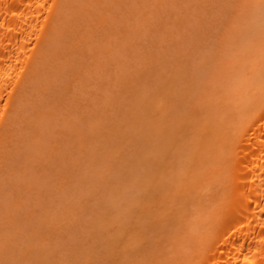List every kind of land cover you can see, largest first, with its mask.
<instances>
[{
	"label": "rangeland",
	"instance_id": "rangeland-1",
	"mask_svg": "<svg viewBox=\"0 0 264 264\" xmlns=\"http://www.w3.org/2000/svg\"><path fill=\"white\" fill-rule=\"evenodd\" d=\"M88 1L91 4H88ZM88 1H87V4L91 5L92 6L91 8L86 5L85 0H84L83 4L85 3L84 6L90 8V9L87 8L88 10H90L89 11V13H91L90 16L94 15L93 16L94 18L90 17V19H89L91 22L88 20V22H90V23H88L87 21H84V15L85 14L83 15V12H85V10L82 11L84 8L81 9L82 13L79 11L80 8H78V10H76L77 12H80L81 16L77 12L74 13V16H76L78 14L77 15L78 17H75L76 19H78L79 16H80V19H81V17L83 19V20L81 19V21H80V22L83 21L81 24L77 20V22L81 26L79 27V29H77L78 32L76 31L78 35H76L75 32L74 33L77 37L82 34L81 36H83L82 38H84V42L83 43L80 42L81 44L74 45L72 43V41L69 42V44L67 43L68 41H65L64 42L65 45H64V43H63V45L61 44L62 46H61L60 50L62 52V55H60L61 53L59 54V56H60V58H62V60L58 56L59 61L61 60L63 63L66 61V59H69V58H71L73 61H74V59H76L74 61L75 63L77 61L79 63L80 62L81 63L80 64L76 63V65L78 64L79 66L75 67L76 65L73 61H72V63L74 64V66L71 64V62L68 63V61L71 60V59H69L68 61H66L67 65H66V63H64L66 65L65 69H62V68H64V67H62V65H64V64L60 63L61 61L60 62L57 61L61 64V67H62V68H60V66L58 67V65H59V63H58V65H57L58 69H61L65 72L64 73V72L60 71V72L64 73L63 76L61 77L62 73H60V72L58 74V76L59 75L60 76L59 77L57 76L56 72H58L57 71L58 69L55 65L57 63H55L54 65L56 68H53V69H57L56 71L54 70L56 73V75H55L56 77H52L54 75H49V77L51 76L50 78H55V79L49 82L50 78L48 77V81L44 80L42 82L43 87L47 83L46 84L47 90L43 91V93L40 92L42 94H39L37 91H35L34 95L30 96V102H28L29 108H28V111L25 112V114H24V117L27 119V121L29 119L30 124H28V122L26 121L24 124H20L21 126L18 127V130H17V132L15 134V138H14L13 154L18 150L20 152H18L19 154H17V156L15 157L16 161L12 160V158H11L10 165L6 169V172L9 170V172H7L8 174L9 173L13 174V175H10V177H14V178L9 179L7 182L5 181L6 182L5 183L4 182L5 176L4 175L6 172L0 178V183H4V187L6 188V190L2 189L3 191H5V194H4V192H2L3 194H1L0 196L4 195L6 198H4L2 196L3 200L6 199V201L10 205V208L7 205L5 206V207H8L9 209H6V208L2 209L1 208V210H7V212L9 210H10V212H12L14 210L13 209L14 208L13 207L14 199L21 192V188H19V186H21V185L22 186H25L26 184H27L26 186H31V184L34 185V187L31 190L32 192L30 191V193H32L31 196H29L30 193H28V191H26L25 193H28V197L30 199L32 196L36 195L37 199L39 198V199H42L44 201V197L48 196V194L47 195H45V194L48 193L49 190H50L49 195L53 191L58 190V189L56 190V186L58 184L57 181L60 180L59 178L62 179V177H63L62 174L65 175L64 170L66 171L67 176L69 175L68 169L70 167H71L70 168L71 170H73V169L77 170L78 166L75 165V163H71L73 160V156H76V158L78 157L80 160L79 161L75 160L76 163H79L80 165H84L85 168L82 169V167L79 166L77 171L76 170L75 171L70 170L71 174L74 173L71 176L76 177V175H78L75 178L78 181H80L82 179V177L84 176L83 179H85L86 181L83 180L85 182V183L84 182L83 183L84 184L87 183V188L93 187V189L92 188L90 189L91 192L89 189H87L89 191H87V190L84 191V193L88 192L84 196V198H87V199L82 198L83 196L81 197V195L77 196L79 198L81 197V199L84 200L83 202H85V207L86 206L88 207L85 210V212L84 211L82 212V210H84V206H83L84 203L81 200H78V201H81V204L78 206H83V208L81 207L82 209L79 208L78 206H76L78 208H75L74 212H72V211L69 212L71 209L69 211H64V214L68 215L69 217L74 215V214H76V216L80 214L79 216H81V217L78 216L79 218L75 219V220H78L76 225L74 222H72L74 224L71 223V225L73 227L76 226L74 228L70 224L69 225L65 224L66 220L63 221L64 217L66 218V215L63 214L62 215L63 220H60L62 218L59 219L58 214H60V211H62L61 208H63V206H64L63 210L66 209V206H69L70 202L67 199L70 196L71 197L73 196L71 200H73V202H74V200H75L74 197H76V195H78V193L82 194L83 192H80V191H82L81 190L82 188H86V185L81 183L82 184V186H81L80 183L78 181H76V182H78L77 185L78 184L80 185V188H79L80 191L76 188V190H78V191L76 192V190L74 189L72 193H71V188L74 187L75 185L74 186L72 185V187H70V189L66 188L67 186L65 185L66 186L65 189L70 190V192H68L70 194H67V196L64 195V196H66V198H65L67 200L66 202H64V200H65L64 198L60 199V195H62L60 192H59L60 195H58L59 198L54 199V197H58V196H55V193H57V192H55L54 197L51 196L53 199L50 197L53 202L52 201H51L52 203L49 202V205H52L54 203L53 206H55V208L54 209L51 208V210L47 206V202H46L47 201L46 199L50 200V198L45 197L46 201H44L45 203L44 202L43 203L46 206L44 205V207H42V208H47V209L43 210L42 208H40L42 205L40 207H37V206L35 207V205L39 206L40 202H42V201H39V199L38 200L35 199V197H34V200H33V197L30 200L27 197V195L25 198V195H24L25 193L23 192L22 195H24L23 196L24 201H27V208L21 209L17 212H15L16 210H14L15 214L19 213L18 214L19 216L20 215L23 217L26 216V218L28 215L30 217L31 210H36V213L38 214L37 215V214H35V212L32 211V214L36 215V216H34L35 218L32 217V219H34V224L32 222L28 223L32 220V219L28 220L29 219V217H28L27 219L24 218L26 220L23 219L22 221H19L22 224H21V226H20V224L18 225L20 228L17 227L18 228L17 229L18 237H17V239L15 238L14 241L18 240V241H20V243L18 242L17 245H15V247L17 246L18 249H20V248L22 249L24 247L29 252V254H27L29 256H23V255H25L24 253L26 252V250H24V248H23L24 253H23V255H21L22 253L21 254L19 253V251H21V249L20 250L16 249L18 251L16 256H18V258L21 257L20 261H23V259H26V261H24L23 264H39V262H41L40 260L42 259V258L40 259V257L43 254H44L43 257L45 255L49 256L48 258L45 257V259L48 260L49 262L46 260L44 262V260L42 259L43 264H45V263L46 264H48V263L49 264H52V263H54V264L55 263L56 264L57 263L58 264H61V263L62 264H76V263L81 264V262L86 261L87 259L88 260L86 262H88V264H98V263L99 264H106V263L107 264H115V262L117 264L119 260L120 261L118 264H126V262H127V264H129V263L131 264L132 262L136 261V259L141 261V263H139V264H144V263L148 264L149 262L144 260L146 258L145 255L148 257L150 255H152V257H153V254L155 251H156L155 253L157 256H160L162 254L165 255L167 251L170 252L171 249H173V248H174L173 250H175V248L178 247V245L180 248L182 247V245L184 246L185 243H183V244L179 243V244L174 245L175 242L176 241L179 242L178 240H180V239H183V240H180V242L184 241L185 240L184 238L186 237V234H187V230L185 229V226L181 223L182 220H180L181 221L180 222L179 219H182L181 217L184 216V215H182V213H183L184 209L187 210L188 202H189V205H192V204L194 205V203H192V201L190 199V197L191 198L193 197L192 200H194L193 193H194V191H196V190L192 189L193 190V193H192V190H190L193 183L195 184L196 182H201L200 181L201 179H199V177L202 174H204L205 171L209 170V168L207 166L208 164H209V166H211L212 164H215L214 160H216V158L213 160V157H216L217 154H214L213 152L217 151V149L215 147L216 143L214 142V140L216 141V138H215L216 134L215 133H217V131H218L216 128L219 127L218 129H220L221 125L219 126V123L221 124V123L227 121V119H229L227 115H229L230 117H231V115L233 116V114H231L230 112H232L233 109L235 111V108L238 109L237 104L240 101L244 102L245 101L244 98L247 99V96H248V95H246L247 88H246V85L244 86L243 82H246V84H247L250 81L248 79L249 78L251 79V76L253 77V74L255 73L254 71H256V73H258V71H259V73L262 72L261 70L254 69V67H250V66H252L251 62L253 61V59H258L256 61V63L257 62L259 63V69H260L261 65L263 66V64H260L261 62H259V61H264V58L260 59L261 57H264V55H263L264 52H262V51H264V5H261L259 3L260 0H151V1L150 0L149 1L148 0H123V1L121 0V2H120V0L119 1L116 0L117 2L116 1L114 2V0H103L104 1L103 2L101 0L103 3L101 1L97 2L95 0H88ZM114 3H116V4H114ZM114 5H116L117 8H115ZM117 5H120V6H117ZM103 6L106 7V9L111 10L112 13L110 14V12L106 11V9L104 11ZM79 7H81V6H79ZM82 7H83V5H82ZM127 8H128V11L126 10ZM101 11L102 12L104 11V12L100 13ZM106 12H108V13H106ZM85 13L87 14L88 11ZM96 14L97 15L100 14L99 17H101V15L103 17H104V15H107L104 17L106 20V23L108 22L107 24H109V25H106V23L104 24L105 26L108 27V28L107 27L105 28L106 31H104V27H102V22H100L101 24H99L98 21H100V20H98L99 17ZM132 14H134V15H132ZM87 15L89 16V14H87ZM87 15L85 17L86 18L85 20L88 19ZM109 15H111V16L115 15V19L113 18V16L110 17ZM95 16H97V17H95ZM133 16H135V17H133ZM92 18H93V21H95L93 23L91 20ZM107 19H109V20H107ZM111 19H112V21H110ZM148 19H150V20H148ZM149 22L151 24H149ZM80 28L81 29L83 28V32L80 30ZM136 28H138V29H136ZM122 29L124 31L128 30L130 32H127V31H126L127 33L123 32ZM108 31H110L111 33ZM120 32H123V34L122 33L120 34V35H122L123 38L121 36H120V38L117 37ZM124 33H126L127 35L126 34L124 35ZM131 33L133 35H131ZM75 35H74V37H75ZM81 36H79V37H81ZM127 36H129V38ZM132 36H135V39H133L134 37H132ZM71 37H72V39L70 38V35H69V37L65 40L69 39V41H70V39H71L74 41V39L75 40L79 39V37L78 38L75 37L74 39H73V36H71ZM107 37H108V39H107ZM113 37H115V38H113ZM82 38H80L81 40L79 39V41H82ZM118 38L119 39L122 38V39L119 40ZM91 39H92V41H90ZM123 39H124V41H123ZM100 40L103 42H101ZM115 40L117 41V43ZM93 41H95L96 43L100 41L99 43H97L95 45L97 47L99 46V48H94V45L93 46L89 45V44H95V42H93ZM113 41H114V43H113ZM120 41H122V42H120ZM129 41H131V42L128 44ZM77 42L78 41H76L75 43H77ZM105 42H106V44H105L106 47L103 45ZM125 42L127 45L124 44ZM138 42H140V43H138ZM66 43H67V45H66ZM107 43H109V44L107 45ZM70 44L71 45L73 44L74 48L72 46H70ZM100 44H102L104 46V48H102V45L100 46ZM109 45L112 47V50H110V53L113 51L111 53V55H110V53H108V54L105 53L106 51L104 50V49H107V51H109V49H111ZM123 45H124V47H123ZM139 46H141V47H139ZM65 47H67V48H65ZM68 47H72L73 49H70V48L68 49ZM91 47H92V49L94 48L93 51H91ZM100 48H102L104 50L100 54L101 55L104 54L106 56L105 58H102L103 55H102V57L99 56L100 55L99 52L101 51ZM239 48H241V50H239ZM114 49H116L117 51ZM158 49H160V50H158ZM247 49H248V51H247ZM75 50H78V51L81 50L78 53L75 52L77 54V55L76 54L75 55L77 57L79 56L80 60H79V57L77 59V57L74 56ZM87 54L88 55L90 54V56H92V57L88 56ZM156 54H158V55H156ZM65 55L67 57H65ZM157 56L159 58H157ZM166 56H167V60L169 62L166 61ZM95 57H96V59L97 58L98 59L96 62L95 61L93 62L92 60L95 59ZM88 58L91 60L87 63V60H89ZM207 58H208V60H207ZM85 59H86V61H84ZM131 59H133V60L130 61ZM230 61H231V63H230ZM241 61L243 62L242 65H244V66L241 65ZM246 61L247 62L249 61V63H247ZM207 62H209V64ZM245 62L247 64H244ZM238 63L241 66H239ZM69 64H71L73 66V69H71L72 67ZM115 65H116V68H113V67H115ZM253 65H254V63H253ZM257 65L255 64V66H257ZM146 66H147V68H146ZM230 66L233 68H231ZM101 67H104L103 68L104 70ZM226 67H228V68H226ZM237 67H239V68H237ZM244 67H245V69H244ZM83 68H84V70H83ZM99 68H101V69H99ZM120 68L123 70L122 73H125V74H123V75H122V73L119 74V72L122 71V70H120ZM232 69H233V71H231ZM243 69H244V71L247 69L244 72L245 74H247L249 71H250V73H248L247 76L244 75ZM249 69H251L252 71ZM115 70L118 71L117 73L119 75L118 74L117 75L119 76V79L117 77H115V75H116ZM124 70L125 71L127 70L128 72L127 71L125 72ZM188 70H190V71L188 72ZM226 70L228 71V73ZM236 70L238 73L235 72ZM262 70L264 71V69H262ZM144 71L145 72L148 71V73L146 72L147 75H145ZM193 71L195 72V76H193L194 75L193 74V75H191V77H189L191 72L194 73ZM240 72H241V77L239 74ZM251 72L253 74H251ZM196 73H197V77H196ZM211 73H213V74H211ZM262 73H264V72H262ZM100 74H101V76H100ZM112 75H113V77H112ZM120 76H122V77H120ZM143 76H145V77H143ZM260 76L261 75H259V74H258V76H257V74H255V76L253 78L256 77L255 79L257 80V79H259L257 77H260ZM192 77L193 78L195 77L194 79L197 78V80L199 81L198 82L196 80L197 81L196 86L198 84L199 87L193 86V87H195L194 90H192L193 88H191V90L193 92H191L189 89H187V88H190L189 85L191 86L192 82L195 81V80H193ZM226 77H228V79ZM246 77H249V78L247 79ZM110 78H112V80ZM145 78H146V80H145ZM186 78L188 79V81L185 80ZM189 78L190 79L192 78V80H193L190 83H188L190 81ZM235 78H236V80H235ZM253 78H252V80H253ZM98 79H100V80H98ZM182 79H184V80H182ZM201 79L202 80L204 79V81H202ZM260 79H262V78H260ZM149 80H150V82H149ZM237 80H238V82H237ZM242 80H244V81L242 82ZM252 80H251V83H253ZM70 81L75 82L74 85ZM145 81H148V82H145ZM113 82L117 83L115 86L116 89L114 86H112V85H115ZM179 82L181 85L179 84ZM183 83L188 85V87L186 88V85L185 86L182 85ZM67 84H69V85L72 84L71 87L74 86V88L72 87L73 89L70 88L71 91H67L66 87L69 86V85L66 86ZM117 85H119V87ZM101 86H103V87H101ZM247 87H248V89H251L249 86H247ZM101 88H104V89H101ZM117 88H120V89H117ZM226 88H228L229 90ZM233 88H234V90H233ZM231 89H232V91H230ZM239 89H240V92H239ZM34 90H36V89H34ZM112 90H113V94L115 97H112V93H111ZM171 90L172 91L174 90L173 93ZM237 90L239 93L237 92ZM242 90H245L244 97L242 94L243 93ZM189 91L191 92L192 95L190 94ZM114 92H116V93H114ZM175 92H176V94H175ZM117 93H119V94H117ZM182 93H184V95ZM225 93H226V95H225ZM116 94L118 95V98H117ZM231 94H233V95H231ZM235 94H238V96ZM119 95H120V97H119ZM245 95H246V97H245ZM166 96H167V98H166ZM111 97L113 100L110 99ZM227 97H229V98H227ZM165 99H167V101H165ZM225 99H226V101H224ZM229 99H231V101ZM118 100H119V102L123 101V103H125V104L117 103ZM109 101L111 102V105L113 107H111V105L109 104ZM159 101H161L162 103L158 104ZM32 102H34V103L32 104ZM217 103L219 105H217ZM230 103H232V105ZM241 103H239V104H241ZM157 104L160 105L159 106L160 108H157ZM234 104H236V106ZM34 106L36 107V110H37V107H40V110L39 111L37 110L38 113L39 112L41 113V110H42V113L46 112L47 116H46V114L41 113L42 116H44V115L46 116L45 117L46 119H44V120L40 119V118H43L40 115V113H39V117H37L38 116L37 112H36L37 115H35L33 113V112H35ZM188 107H190V108H188ZM156 108L159 110H157ZM108 109H109V111H108ZM113 109H114V112H113ZM186 109H187V111H186ZM219 110H221V111H219ZM33 114L36 117V120H34V122H32V120L35 118L33 116ZM51 114H53V115H51ZM117 115H118V117H117ZM221 116L225 119H223V118L221 119L220 118ZM68 117H70V118L72 117L71 119H73L75 121V122H73L74 124H71V126L68 124H67L68 126L65 125V122L67 121L65 119ZM108 117H110V118H108ZM31 118H33V119L31 120ZM105 118L107 119V122L104 121V120H106ZM98 119H100V120H98ZM88 120H90V121H88ZM215 120H216V122H215ZM69 121H71V120L69 119ZM95 121H97V122H95ZM116 121H118V122H116ZM142 121H143V123H142ZM191 121H192V123H191ZM115 122L120 123L122 126L121 125L119 126V124H117V125L119 128L120 127H122V128H120V129L114 128L112 130V126L114 127V125H116ZM126 122H129V123L126 124ZM173 122H175V124H172ZM207 122H209V123H207ZM213 122H215V125H213L214 124ZM99 123H102L103 127L106 126L107 130H105V128L103 129L102 124H99ZM112 123H114V124H112ZM135 123L137 126L135 125ZM91 124L92 125L97 124L99 126L101 125L100 128L97 127L96 125L94 126L95 127L94 129L97 130V133L94 129H92ZM138 125H141V126L138 127ZM143 125H144V127H142ZM74 126L76 129L73 128ZM67 127H69V129ZM70 127H72L73 129ZM171 127H173V128H171ZM206 127H207V129H206ZM136 128H138V129L136 130ZM139 128H141V129H139ZM156 128H158V129H156ZM211 128H212V130L214 129L212 132H211ZM159 129L160 130L164 129V130L159 131ZM68 130H70L69 131L70 134L69 133H65V134L62 133V132H67ZM75 130H77V131H75ZM110 130L114 131L115 134H119V133L122 134L123 133L122 138H121V135H119V137L123 140H124V138H126V136H124V135L128 134V132L130 134H132V138L133 137L134 138L132 139L130 137L131 135H127V137L129 136L131 140H129L127 142L125 141L126 144H128V147L125 145L127 150L125 149L124 151L126 153L131 151L132 152V154L130 152L131 156H128L126 159V153H125V155L124 154L123 155L125 156L126 160H123L124 158L120 159V157H118L120 160H118V158L116 160H113V158H112L110 160V164H109L106 162V160H105L106 158L103 157L102 153L103 152L105 153V151L107 150L106 153L110 154L111 152L108 153L109 152L108 150L110 149V147L117 144L116 142L119 143V141H122L121 139H119V137H118L119 140H117L115 135L111 136V134H114V133L110 132ZM118 130H119V132H118ZM124 130H125V134H124ZM74 131L77 133L75 134ZM83 131L85 134H83ZM91 131L93 133L94 132L95 133L93 134ZM101 131H102V135H101ZM137 131H139L140 133ZM214 131H216V132H214ZM60 132H61V134H60ZM167 132H168V134H167ZM37 133L41 134V137H40L41 142H37V141H40L38 139L39 136L38 137L35 136V135H37ZM72 133H74V135ZM78 133H81V135L82 134L85 135V137H84L85 140H83V141H85L84 146L88 147L89 150H88V148L86 150L85 147L81 145L80 141H78V140H81V142H82V139H83V135L81 136ZM202 133H206V134L208 133V134L206 135V134H202ZM66 134L71 135L72 139L75 137V135H76V137L72 140V139H70L71 137L68 135L69 136V139H68V136ZM99 134L101 136H103V138H104V136H105V138H107L106 137L107 135L109 136V138L111 137V140L109 138L108 139L110 140L111 143L110 142L109 143L112 146H110L109 143H107V140H106V142L103 140V141H101L103 143L100 142L102 145L104 144L103 148H102V152H100L99 149L101 150V148L100 147L97 148V146L95 147L93 145V147H95V149H93V150L98 149L97 150L98 153L96 151H93V152H95V154H93V156L98 155V154L100 155L99 159L97 158L98 161L96 163L98 165L96 166L95 164H93L94 163L92 161L93 159L91 157H89L91 155L90 152H92V151H90L92 149V147H90L91 146L90 143L91 142L93 143L94 141L97 142L98 140H102L101 136ZM158 134H160V135H158ZM219 134L221 135V133H219ZM63 135H66L67 138L65 140L70 142V143L67 142L68 145H67L66 141L63 140L64 143L61 141V139H64ZM94 135H96L97 138H98V136L100 138H98V140H96L97 138H96V136L94 137ZM165 135H166V137H165ZM169 135H171L172 139ZM173 135H174V137H173ZM213 135H215V136H213ZM220 135H219V137H220ZM77 136H78V139H77ZM35 137H37V140ZM88 138H89V140H88ZM166 138H168V139H166ZM201 138H202V140H200ZM127 139H129V138H127ZM162 139H163V141H165V143L161 142ZM173 139H175V140H173ZM56 140H59L60 142L63 143L62 145L65 146V149L63 146L61 148V152H60L63 159L59 158L61 156L60 154H59V156H57L58 159L55 156H52V159L50 157L51 151L49 150V148H50L49 146H53V142H55ZM70 140H72L73 143ZM86 140H88V141L86 142ZM166 140H168V142ZM197 140H198V142H197ZM112 141H114L115 143L113 142L114 143L113 144ZM157 141L160 142V144ZM200 141H202V142H200ZM77 142H79L80 144H78ZM189 142H191V143H189ZM74 143L75 144L77 143L78 146L75 145ZM100 143L97 142V145ZM166 143H168V144L165 145ZM198 143L200 144V147H198L199 146ZM209 143H211V144H209ZM73 144L79 148L75 147ZM88 145H90V146H88ZM121 145H124V144H121ZM164 145H165V147H164ZM184 145H186V146H184ZM212 145H214V146L211 147ZM69 146L71 148L73 147L72 149L73 150L75 149L76 151L73 152V150ZM80 146L82 147L84 152L82 150L81 151L79 150L81 148ZM117 146H118V144H117ZM132 146H133V148H132ZM162 146L164 147V149L162 148ZM166 146H168L167 147L168 149H170V147H171L170 151L166 148ZM66 147H69V149ZM108 147H109V149H108ZM115 147H116V145H115ZM122 147H121V149H122ZM125 147H123V149ZM147 147H149V149ZM165 148L168 151L167 152L168 154L166 153ZM173 148L175 149V152H174ZM208 148H209V151H207ZM63 149L66 150L65 152H67V153H65ZM114 149H116V148H114ZM119 149H120V146L117 147V150H119ZM122 150H120L121 151L120 154L122 152H124ZM70 151L73 152L71 155H70V153H71ZM87 151H89V152H87ZM151 151H152V154H151ZM171 151H172V154H170ZM75 152H76V155H75ZM112 152L113 153L115 152V150L113 151V148H112ZM145 152L147 154L149 153L148 154L149 156H147L145 154ZM163 152H165V153H163ZM87 153H89V154L87 155ZM174 153H176V154H174ZM28 154H29V156L32 154L31 155L32 158L28 157L27 156ZM41 154H42V156H41ZM66 154H68L69 157ZM77 154L79 156L85 155V157L83 156L84 159L82 160ZM116 154H117V152H116ZM120 154H118V155H120ZM130 154L128 153L127 155H130ZM177 154H179V155H177ZM186 154H187V156H186ZM63 155H66V156H63ZM111 155H113L112 157L115 158L114 154L111 153ZM182 155L184 156V159H183ZM65 157L68 161L70 160V162L66 161ZM106 157H108V156H106ZM191 157L193 159H191ZM28 158H30L31 161L32 160L33 161L31 162L30 159H28ZM69 158H71V159H69ZM90 159H92V160H90ZM128 159L131 160V163H130V161L127 162ZM60 160H63V161H60ZM89 160H90V163L93 165L92 168L98 167L95 169L96 174L94 173L93 176H95V175L97 176L99 174L98 170L99 171L102 170L101 173L103 172L102 173L103 176L106 175L107 171H105V170H107L108 168L111 169V171L109 173H111L113 171V172H115L116 175L115 174L113 175V172H112V174H107V176H106L109 178V180L107 179L108 181H106V179H104L105 181H102V180H99V182L96 181V183H98V184L90 183L88 185V183L94 179L92 177V172L90 173L91 178L88 174L85 175L86 174L85 172L90 171V170L86 171V169L90 168V165L88 164L89 165V167H88L87 165H85L86 163H84V161L89 162ZM104 160H105V162L103 163ZM190 160H192V161H190ZM193 160H194V162H193ZM56 161H57V163H56ZM80 161H82L83 163ZM132 161H134V162H132ZM147 161L150 163H148ZM145 162H147V163L145 164ZM59 163H61V165L64 163L66 166L68 165L69 168L62 165V168H63L62 169L61 165ZM69 163H70V165H69ZM179 163H181V164H179ZM56 164H58V165H56ZM73 164H74L75 168H74ZM132 164L136 165V166H133ZM143 164H144V166H142ZM148 164H151V165H148ZM184 164H186V165H184ZM189 164H190V166H189ZM193 164L195 167L193 166ZM145 165H146V167L148 166V168L145 169ZM72 166H73V169H72ZM86 166H87V168H86ZM102 166H104V167L101 169ZM142 167H143V169H142ZM175 168L178 170H176ZM192 168L194 170H192ZM23 169H24V171H23ZM43 169H45V171ZM58 169L59 170L61 169L60 172L61 171L62 172L58 173V171H57ZM103 169H105V170L103 171ZM110 169H108V170H110ZM189 169H190V171H189ZM211 169L212 168H210V170ZM80 170H82L81 173H78ZM14 171L16 173L18 172L17 175H16V173H13ZM42 171H44V172H42ZM56 171H57V173H56ZM95 171H93V172H95ZM192 171H194V172H192ZM24 172H26V173H24ZM177 172H179V174ZM181 173H182V175H181ZM188 173H189V176L187 175ZM24 174H25V176H24ZM55 174L56 175L59 174V176H61V177H59V176L57 177ZM80 174H82V175H80ZM100 175L97 176L98 179H100L99 177H101V179L105 178V177L102 178V176H100ZM146 175H147L148 179H147ZM79 176L81 177V179ZM112 176H114L115 178ZM136 176H139V177H136ZM7 177L10 178L9 175ZM25 177H27V178H25ZM69 177H70V175H69ZM202 178H205V177H202ZM55 179H57V181ZM138 179L142 180V182L140 180H139L140 182H138L137 181ZM196 179L199 181H197ZM62 180H64V179H62ZM95 180H97V179L95 178ZM111 180H112V182H111ZM118 180H119V182H118ZM202 180H204V182L202 181L203 183L201 182L203 185H204V183H206L208 181L205 179H202ZM52 181L54 182V185L56 184V186L52 185ZM115 181H117L118 183L116 184ZM130 181H132L133 183L138 182L137 186H136V184H132ZM143 181H146V182H143ZM151 181H153V183L150 184ZM64 182H66V181L64 180ZM148 182L150 185L147 184ZM191 182H193L192 185H191ZM28 183H29V185H28ZM186 183H188V184H186ZM201 183H200V185H201ZM59 184H61V183H59ZM62 184H63V182H62ZM129 184H130V187H129ZM51 185L53 187L52 190H51V188H48V187H51ZM79 185L77 187H79ZM203 185H201V186H203ZM36 186L38 189H36ZM138 186H139V188H138ZM189 186H190V188H188ZM196 186L197 185H195L194 188H196ZM62 187H64V184L62 185ZM116 187H118V189ZM198 187H199V185H198ZM198 187L196 188L197 191H198ZM59 188H61V187L59 186ZM63 189L64 188H62V190H60V189L59 190L63 191ZM120 189H122V191ZM123 189H125V191H127V192H125ZM33 190H34V192H33ZM129 191H130V194L128 193ZM179 191H180V193H179ZM197 191H196V193H197ZM65 192L66 191L64 190L63 193H65ZM73 193H75V194L77 193V194L75 195ZM33 194H35V195H33ZM40 194H43L44 196L40 195ZM166 194H168V196ZM179 196H181V197H179ZM1 198H0V201H1L0 204L3 202V200ZM28 199H29V201H28ZM58 199H60V200H58ZM55 200H57V201H55ZM62 201L64 203L68 202L66 204V206L63 203L60 204ZM133 201H135L134 204L132 203ZM149 201H150V203L147 204L148 209H149V207L152 206V208H150L151 211H153V209L155 210V208H156V210H155L156 212L155 211L154 212H151V211L150 212L149 211L144 212L145 211L144 209H143L144 211H141L142 208L144 207V204L146 205V203ZM7 202H6V204H7ZM127 202L129 203L128 204L129 207L124 206V205H127ZM136 202H137V204H136ZM37 203H39V204H37ZM55 203H59L58 204L59 206L62 205V206H60V209L56 208V207H58V205L56 206ZM77 203H76V205H77ZM117 203H119V204H117ZM113 204H116V205H113ZM138 204H139V206H143V207H141V209H140ZM157 204H159L160 206ZM130 205L133 207H131ZM134 206L136 208L137 207L138 208L134 209L135 208ZM103 207H105L104 211L102 210ZM153 207H155V208H153ZM169 207H172V208H169ZM182 207H183V209H182ZM125 208H127V209H125ZM132 208L134 210H131ZM55 209H58V210L55 211ZM167 209H168V211H166ZM42 210L44 211V213ZM45 210H47V212H45ZM138 210L141 211L142 213L140 212V214L139 213L136 214L135 211L138 212ZM48 211H49V213L51 212L52 214L57 215L55 218L59 219L60 223L62 222V224L63 223L64 224L61 225L59 222H57L58 225H56L54 223V220L52 219L53 217L50 218L47 216V214H45V213H48ZM99 212L101 215H98ZM102 212H104V213H102ZM105 212H106V214H105ZM51 213L49 215H51ZM62 213L63 212H61V214ZM143 213H145V214H143ZM146 213H148L149 216ZM160 213L164 214L165 216L160 214ZM43 214H45L46 217H44ZM82 214H83V216H82ZM131 214H132V216H131ZM99 216H101V217H99ZM133 216H134V218H133ZM47 217H48V219H50L52 221L50 222V220L49 221L46 220ZM69 217H68V219H69ZM108 217L111 218L110 220L112 222L111 221L108 222L109 221ZM124 217L127 218L126 222L124 221L125 220ZM161 217H162V219L167 218V220L164 219L165 220L164 221L161 219ZM43 218H45V220ZM105 218L107 221L104 220ZM122 218H123V220H120ZM73 219H74V217H73ZM73 219H72V221H73ZM95 220L97 223H95ZM127 220H130V221H127ZM176 220H178V221H176ZM116 221H119V222H116ZM132 221H134V222H132ZM161 221L162 222L164 221V222L161 224ZM41 222H43L44 225ZM55 222H56V220H55ZM46 223H47V226H50L48 231H47V227H45ZM50 223H52V224L54 223L57 227H60V225H61L64 228L63 229L61 227V230L63 229L62 230L63 236H62V232L58 233L59 234L58 236H57V234H56V236L54 235V237L52 236L53 239H55V237H56V239L55 240H53V239L49 240L48 239V241H47L48 244L46 245L47 248L44 249L45 245L43 246L42 244H44L45 242L39 243V239L42 240V238H43L42 235L47 236V234H50V230L52 231L55 229L54 231H52L55 233V231L57 229L56 226L55 227L52 226V229H51ZM67 223H70V222H67ZM107 223H108V225H106ZM114 223H115V225H114ZM122 223H125V224L123 225ZM136 223H137V225H136ZM39 224H41V225H39ZM48 224H50V225H48ZM93 224H96V225L98 224V225L96 227V225H93ZM109 224H110V227H109ZM130 224H132V225L135 224V225H133L135 227H133L131 225L133 228L132 229ZM167 224H168V227L173 226V225H174V227L168 228ZM32 225H38L39 227L35 229L34 227H37V226L32 227ZM119 225H121L122 227L121 226L119 227ZM128 225L130 226L129 228H128ZM117 226L119 227L118 229H117ZM162 226H163V228H162ZM182 226L184 227V229ZM70 227H71V230H70ZM104 227L106 228V230L110 229V231L107 230V232H108L107 233L106 230L104 229ZM2 228H7V231L5 232V234L12 232V229L9 228V225L7 224V219L5 217V214L0 211V231ZM12 228H15V227H12ZM90 228H91V230H90ZM93 228H95V229H93ZM96 228L97 229L100 228V230L102 228L101 231H104L103 236H100V235H102L103 232H101L99 229L96 230ZM144 228H145V231H144ZM159 228H160V230H159ZM161 228L162 229L167 228L168 230L165 231L166 230L165 229L162 231ZM186 228H187V226H186ZM123 229L125 230V232ZM150 229H151V231H150ZM171 229H173V230H171ZM36 230H38V232H40V231L41 232L37 234ZM59 230H60V228H59ZM64 230L65 231L70 230V232H68L69 234L67 232L64 233L65 232ZM116 230H118L117 231L118 233L116 232ZM184 230H186V231H184ZM131 231L133 232V235L131 234L132 233ZM143 231L145 233H147L148 235L143 233ZM180 231H181V233H180ZM129 232H131V233L129 234ZM134 232H135V234H134ZM138 232H139V235H138ZM140 232H142L144 235H147V236L144 237V235ZM160 232H162L164 235H162V233H160ZM123 233H124V235H123ZM91 234H92V236H91ZM173 234L175 236L178 235V238H180V239H178V238H177V240L172 239L174 237ZM37 235H38V237L39 236L40 237L38 238ZM50 235H48V236L51 238ZM104 235L105 236L107 235V237H105ZM109 235L112 238H110ZM121 235H122V237H121ZM125 235H126V238L129 239L128 242H131L130 238L131 239L134 238L137 240H135V243H134L133 242L134 239H133L132 240L133 243H129V245H128V242H127L126 238L124 237ZM141 235H142V238H141ZM48 236H47V238H48ZM59 236L60 237L62 236L63 238L61 237V239H63V240H64V236H66V239H65L66 242L61 240L59 238ZM157 236H158V238H157ZM160 236L163 240H165L164 242L163 241L161 243L159 242ZM83 237H85V239H83ZM98 237H99V241H97ZM103 237H105V238H103ZM166 237H167V239H166ZM34 238L37 239V241H35ZM145 238H146V240H145ZM102 239H103V241H102ZM117 239H118V241H117ZM120 239H121V241H120ZM123 239L125 240L124 241L125 243L123 242ZM142 239H144V240H142ZM30 240H34L35 242L32 241L33 244H30L31 243ZM43 240H44V238H43ZM80 240L83 241L84 246L82 245V242ZM84 240H87V241H84ZM110 240H111L112 244L110 243ZM114 240H116V241H114ZM168 240H170L173 244ZM137 241H138V243H137ZM139 241H141V242H139ZM142 241H143V245H141ZM144 241H145V244H144ZM49 242H50V246H49ZM57 242H59V243L61 242L62 245L58 244ZM101 242L104 244H102ZM114 242H116V243L114 244ZM34 243H35V246H33V249H32L31 245H34ZM85 243H86V245H85ZM126 243H127V245H126ZM159 243L162 245H160ZM20 244H22L23 246ZM53 244L54 245L57 244L58 249H57V247H55L56 245L54 246ZM137 244H138V246H137ZM97 245L99 247H97ZM122 245L123 246L126 245L124 249H123ZM130 245H134V247L132 246L133 248L131 249ZM139 245H141V247H139ZM78 246L80 247V249ZM93 246H94V248H93ZM95 247H97V248H95ZM100 247H102V248H100ZM110 247H111V249H110ZM127 247H128L129 252L126 249ZM161 247H162V249H160ZM51 248H53V249L51 250ZM55 248L57 250H55ZM76 248H78V249H76ZM82 248L85 251L81 250ZM135 248H139V249L136 250ZM141 248L143 250H141ZM153 249H156V250H153ZM54 250H55L54 254H53V252L52 253L50 252V251H54ZM74 250H76V251L73 252ZM78 250H80V251L78 252ZM93 250L96 252H94ZM98 250H99V252H98ZM145 250H147V252ZM123 251H125L126 253ZM134 251H135V253H134ZM138 251H139V253H138ZM141 251H142V253H144L143 254L144 258H142ZM45 252H50V255L48 253L46 254ZM77 252H78V254H77ZM81 252L83 255H81ZM88 252H89V254H88L89 257H87V259H85L86 256L84 254L86 253V255H87ZM91 252H92V254H91ZM121 252H123V253H121ZM148 252H149V254L147 255ZM171 252H170L171 255L173 253L175 254L174 251H173V253H171ZM111 253L112 254L117 253L116 254L117 256H115V254L112 255ZM158 253L160 255H158ZM14 254H16V252H14ZM55 254H56V256H55ZM75 254H77V255H75ZM99 254H100V257H99ZM19 255H21V256H19ZM78 255H79V257H78ZM92 255L94 256V258L92 257ZM110 255H112V256L110 257ZM50 256L51 257L53 256L52 262H51ZM97 256H98V258H95ZM173 256H175V255H173ZM25 257H27V258H25ZM36 257L39 260L36 259ZM175 257H172V259ZM30 258L32 259V260H30L31 263L28 261ZM91 258H93L91 260L92 262L90 261ZM102 258H103V261H101ZM107 258H110V259L108 260ZM163 258H164V260H163L162 264H168V261H169L168 255L166 254V256H163ZM11 259H12V257H11ZM82 259H83V261H82ZM104 259H105V262H104ZM114 259H116L115 262H114ZM165 259L166 260L168 259V261H166ZM170 259H171V257H170ZM62 260H64L65 262ZM160 260H161V256H160ZM174 260L175 259H173V261ZM17 261H18L17 259L15 261L13 260V263L15 262L14 264H16V263H18ZM89 261H90V263H89ZM32 262H36V263H32ZM86 262H83V264L84 263L86 264ZM151 262H152V260H151ZM151 262L149 264H151ZM21 263L22 262H19V264H21ZM42 263H40V264H42ZM152 263L155 264L154 262H152Z\"/></svg>",
	"mask_w": 264,
	"mask_h": 264
},
{
	"label": "bare ground",
	"instance_id": "bare-ground-1",
	"mask_svg": "<svg viewBox=\"0 0 264 264\" xmlns=\"http://www.w3.org/2000/svg\"><path fill=\"white\" fill-rule=\"evenodd\" d=\"M86 1V5L87 6H89L90 8L92 7L91 5H88V4H91V3H89V1L88 0H85ZM87 1H88V4H87ZM95 1H97V2H100L101 0H95ZM103 1V0H102ZM101 1V2H102ZM116 0H114V2H115ZM117 1H119V0H117ZM116 1V2H117ZM123 1V0H122ZM149 1V0H148ZM151 1V0H150ZM83 2H84V0H0V178H1V176L6 172V169L9 167V165H10V161H11V158H12V160H15L16 161V159H15V157L17 156V154H19L18 152H20L19 150L18 151H16L14 154H13V150H14V138H15V134H16V132H17V130H18V127L19 126H21L20 124H24L26 121H27V119L24 117V114H25V112H27L28 111V102H30V96L31 95H34V93H35V91H37L39 94H42L43 93V91H46L47 90V88H46V84L44 85V87H43V84H42V82L44 81V80H46V81H48V77H49V75H54V76H52V77H56L55 75H56V73H57V76H58V74H59V72L60 71H62V72H64L63 70H61V69H58V67L60 66V68H62V67H64V68H62V69H65V67H66V65H67V63H66V61H68L69 59H71V58H69V59H66V61L64 62V63H66V65L61 61L62 60V58H60V56H59V54L60 55H62V52H61V46L63 45V43L65 42V41H68L67 43L69 44V42H71L72 41V43L74 44V45H76V44H81V43H83L84 42V38H82L83 36H81V35H79V36H81V37H79V39L80 38H82V41H79V39H74L75 37H77L76 35H78L77 34V29H79V27L81 26V25H79V23L77 22V20L80 22L81 21V19H82V17H81V19H80V16H81V14H80V12H81V9H83L82 11H84L85 10V12H87L88 11V13L87 14H89V16L85 13V12H83V15H84V21H87L88 22V20L90 19V17H93L94 15H91L90 16V14L91 13H89V11L90 10H88V9H90V8H88V7H85L84 5H85V3L83 4ZM104 2V1H103ZM102 2V3H103ZM120 2H121V0H120ZM127 3V2H126ZM259 3L261 4V5H264V0H260L259 1ZM114 4H116V3H114ZM118 4V3H117ZM121 4V3H120ZM160 4V3H159ZM158 4V5H159ZM82 5H83V7H82ZM124 5V4H123ZM128 5V4H127ZM79 6H81V7H79ZM115 6V8H117L116 7V5H114ZM117 6H120V5H117ZM153 6V5H152ZM156 6V5H155ZM104 7V6H103ZM102 7V8H103ZM78 8H80L79 9V11L80 12H77L76 10H78ZM88 8V9H87ZM101 8V9H102ZM112 8V7H111ZM126 8V7H125ZM124 8V9H125ZM129 8V7H128ZM128 8L126 9L127 11H128ZM147 8V7H146ZM149 8V7H148ZM105 9H106V7H104L103 8V10L105 11ZM121 9V8H120ZM87 10V11H86ZM103 11V12H104ZM106 11H108V12H110V14L112 13L111 12V10H109V9H106ZM75 12H77L80 16H79V18L78 19H76L75 17H78L76 14V16H74V13ZM102 11L100 12V13H103ZM108 12H106V13H108ZM82 13V12H81ZM147 13V12H146ZM82 15V16H83ZM86 15H87V17H88V19L87 20H85L86 18ZM97 15V14H96ZM132 15H134V14H132ZM98 17L100 16V14H98L97 15ZM97 16H95V17H97ZM105 16H107V15H104V17ZM110 17H112L111 15H109ZM117 16V15H116ZM102 15H101V17H99V19L98 20H100V21H98L99 22V24H101L100 22H102V27H104V31H106V27L107 26H105L104 24L106 23V20H105V18H104ZM133 17H135V16H133ZM94 18V17H93ZM93 18L91 19L92 20V23L93 22H95V21H93ZM109 18V17H108ZM113 18L115 19V15L113 16ZM80 19V20H79ZM96 19V18H95ZM94 19V20H95ZM76 20V21H75ZM83 20V19H82ZM107 20H109V19H107ZM119 20V19H118ZM130 20V19H129ZM148 20H150V19H148ZM152 20V19H151ZM90 21V20H89ZM97 21V20H96ZM110 21H112V19L110 20ZM114 21V20H113ZM78 24H77V23ZM83 22V21H82ZM82 22H80V24L82 23ZM91 22V21H90ZM90 22H88V23H90ZM108 23V22H107ZM106 23V25H109V24H107ZM149 24H151L150 22H149ZM79 25V26H78ZM120 25V24H119ZM132 25V24H131ZM114 26V25H113ZM157 26V25H156ZM110 27V26H109ZM116 27V26H115ZM108 28V27H107ZM117 28V27H116ZM129 29V28H128ZM136 29H138V28H136ZM80 30L83 32V28L81 29L80 28ZM103 30V29H102ZM111 30V29H110ZM77 31V32H76ZM112 31V30H111ZM122 31L123 32H130V31H128V30H126V31H124L123 29H122ZM147 31V30H146ZM76 33V35H75V33ZM80 32V31H79ZM108 32H110V31H108ZM123 32H120L119 34H118V36L117 37H119L120 38V36L122 37V35H120L121 33L123 34ZM126 32V33H127ZM136 32V31H135ZM81 33V32H80ZM111 33V32H110ZM126 33H124V35L126 34ZM130 34V33H129ZM139 34V33H138ZM142 34V33H141ZM155 34V33H154ZM69 35H70V38L72 39V37L71 36H73V39H74V41L73 40H71L70 39V41H69V39L68 40H65V39H67L68 37H69ZM74 35H75V37H74ZM112 35V34H111ZM127 35V34H126ZM131 35H133L132 33H131ZM110 36V35H109ZM77 37V38H78ZM128 38H129V36H127ZM132 37H134L133 39H135V36H132ZM113 38H115V37H113ZM118 38V39H119ZM123 38V37H122ZM121 38V39H122ZM137 38V37H136ZM142 38V37H141ZM140 38V39H141ZM164 38V37H163ZM94 39V38H93ZM105 39V38H104ZM107 39H108V37H107ZM117 39V40H118ZM121 39H119V40H121ZM81 40V39H80ZM95 40V39H94ZM143 40V39H142ZM76 41H78L77 43H75ZM90 41H92V39L90 40ZM101 41V40H100ZM99 41V42H100ZM107 41V40H106ZM116 41V40H115ZM123 41H124V39H123ZM126 41V40H125ZM128 41V40H127ZM81 42V43H80ZM93 42H95V41H93ZM99 42H97V43H99ZM101 42H103V41H101ZM120 42H122V41H120ZM131 41H129L128 42V44L130 43ZM67 43H66V45H67ZM90 43V42H89ZM96 42H95V44H89L90 46L92 45H94V48H99V46L97 47V46H95L96 44H97ZM113 43H114V41H113ZM116 43H117V41H116ZM119 43V42H118ZM138 43H140V42H138ZM62 44V45H61ZM71 45L70 44V46H74V45ZM103 44V43H102ZM102 44H100V46L102 45ZM106 42L103 44L105 47H106ZM109 43H107V45H108ZM124 44H126V42L124 43ZM64 45H65V43H64ZM102 45V48H104V46ZM119 45V44H118ZM127 45V44H126ZM110 46V45H109ZM72 47H68V49L70 48V49H73ZM120 47V46H119ZM123 47H124V45H123ZM122 47V48H123ZM131 47V46H130ZM139 47H141V46H139ZM251 47V46H250ZM256 47V46H255ZM65 48H67V47H65ZM93 48V49H94ZM102 48H100L101 49V51L99 52V54L102 52V51H106L105 53H110V50H112V47L110 46V48L111 49H109L108 47V49H109V51H107V49H102ZM128 48V47H127ZM254 48V47H253ZM89 49V48H88ZM93 49H92V47H91V51H93ZM130 49V48H129ZM263 49V48H262ZM79 50V49H78ZM78 50H75L74 51V56H76L77 54L76 53H78V52H80V51H78ZM96 50V49H95ZM114 50H116V49H114ZM158 50H160V49H158ZM239 50H241V48H239ZM250 50V49H249ZM254 50V49H253ZM260 50V49H259ZM117 51V50H116ZM145 51V50H144ZM247 51H248V49H247ZM76 52V53H75ZM97 52V51H96ZM113 52V51H112ZM111 52V53H112ZM163 52V51H162ZM241 52V51H240ZM262 52H264V51H262ZM111 53H110V55H111ZM156 53V52H155ZM166 53V52H165ZM76 54V55H75ZM98 54V55H99ZM242 54V53H241ZM88 55V54H87ZM102 55H103V57H102ZM100 54L99 56H101L102 58H105L106 56L104 55V54ZM144 55V54H143ZM156 55H158V54H156ZM230 55V54H229ZM264 55V54H263ZM58 56H59V58L61 59L60 61H59V58H58ZM88 56H90V54L88 55ZM87 56V57H88ZM95 56V55H94ZM93 56V57H94ZM133 56V55H132ZM160 56V55H159ZM63 57V56H62ZM65 57H67L66 55H65ZM77 57V56H76ZM79 57V56H78ZM78 57H77V59H78ZM90 57H92V56H90ZM131 57V56H130ZM155 57V56H154ZM82 58V57H81ZM157 58H159L158 56H157ZM260 58V57H259ZM264 57H261L260 59H263ZM58 59V60H57ZM89 59V58H88ZM98 59V58H97ZM97 59H96V57H95V59H93L92 61L94 62H96L97 61ZM101 59V58H100ZM142 59V58H141ZM259 59V60H260ZM76 59H74V61H75ZM79 60H80V57H79ZM91 59H89V60H87V63L90 61ZM133 59H131L130 61H132ZM207 60H208V58H207ZM258 59H253V63H254V65H253V63L251 62V65L252 66H250V67H254V69H256V70H261L262 72H264L262 69H264L263 67H264V61H259V62H261L260 64H263V66L261 65L260 66V69H259V63L257 62L256 63V61H257ZM57 61H59L60 63H63L64 65H62V67H61V64L59 63V62H57ZM72 59L71 60H69L68 61V63L69 62H71V64L74 66V64L72 63ZM73 61V62H74ZM84 61H86V59L84 60ZM136 61V60H135ZM161 61V60H160ZM165 61V60H164ZM166 61H168L167 60V56H166ZM255 61V62H254ZM92 62V63H93ZM134 62V61H133ZM169 62V61H168ZM192 62V61H191ZM195 62V61H194ZM237 62V61H236ZM247 62V61H246ZM244 63V64H247V63H249V61L247 62V63ZM55 63H57V64H55ZM58 63H59V65H58ZM75 63V62H74ZM76 63H78V64H80L78 61L76 62ZM76 63H75V65H76ZM208 64H209V62H207ZM230 63H231V61H230ZM242 61H241V65H242ZM56 65V67H57V65H58V67H57V69H53V68H56L55 67V65ZM71 64H69V65H71ZM76 65L75 67H77V66H79V65ZM94 64V63H93ZM167 64V63H166ZM239 64V63H238ZM255 64L258 66H255ZM68 65V66H69ZM71 65V69H73V66ZM83 65V64H82ZM92 65V64H91ZM95 65V64H94ZM136 65V64H135ZM150 65V64H149ZM197 65V64H196ZM240 64H239V66H241ZM67 66V67H68ZM90 66V65H89ZM93 66V65H92ZM105 66V65H104ZM191 66V65H190ZM199 66V65H198ZM224 66V65H223ZM234 66V65H233ZM242 66H244V65H242ZM74 67V68H75ZM91 67V66H90ZM89 67V68H90ZM122 67V66H121ZM173 67V66H172ZM231 67V66H230ZM257 67V68H256ZM262 67V68H261ZM70 68V67H69ZM85 68V67H84ZM84 68H83V70H84ZM98 68V67H97ZM102 69L104 68V67H101ZM101 68H99V69H101ZM113 68H116V65H115V67H113ZM146 68H147V66H146ZM226 68H228V67H226ZM231 68H233V67H231ZM237 68H239V67H237ZM86 69V68H85ZM98 69V70H99ZM241 69V68H240ZM239 69V70H240ZM244 69H245V67H244ZM244 69H243V73L248 69H246L245 71H244ZM252 69V68H251ZM251 69H249V70H251ZM57 70L58 72H56L55 73V71ZM104 70V69H103ZM119 70V69H118ZM120 70H122L121 68H120ZM146 70V69H145ZM197 70V69H196ZM253 70V69H252ZM251 70V71H252ZM101 71V70H100ZM116 71V75H115V77H117L118 79H119V74H121L122 72H123V70L121 71V72H119V74L117 73L118 71L117 70H115ZM125 71V70H124ZM127 71V70H126ZM125 71V72H126ZM190 70H188V72H189ZM227 71V70H226ZM231 71H233V69L231 70ZM54 74H53V73ZM62 72H60V73H62ZM105 72V71H104ZM103 72V73H104ZM128 72V71H127ZM145 72V71H144ZM147 73H148V71H146ZM145 72V75H147V73ZM194 72V71H193ZM197 72V71H196ZM235 72H237V70L235 71ZM248 72V71H247ZM255 73L253 74L252 72H251V74H253V77L255 76V74H257V76H258V74L259 75H261L260 77H257V78H259V79H255V78H253L252 76H251V79L249 78V77H246L248 80H250L247 84H246V82H243L244 80H242V82H243V84H244V86L246 85V88H247V91H246V95H248L247 96V99L246 98H244L245 99V101L244 102H242V101H240L239 103H241V104H237V108L238 109H236L235 108V111H234V109L232 110V112H230L231 114H233V116L231 115V117L229 116V115H227L228 116V118L229 119H227V121H225V122H223V123H219V126H220V129H218V128H216L218 131H217V133L219 134V133H221V135H220V137H219V135L217 134V133H215L216 134V141L214 140V142L216 143L215 145V147H216V149H217V151H214L213 153L214 154H217L216 155V157H213V160L216 158V160H214L215 161V164H212L211 166H209V164L207 165L208 166V168H209V170H210V168H212L210 171L208 170V171H205L204 172V174H202L200 177H199V179H201L200 181L202 182H204V180H202V179H205V180H208L206 183H204V185L201 183V182H196L195 184L193 183V182H191V185H192V183H193V185H192V187H191V189L190 190H192V189H194V190H196L197 191V187H198V185H199V187H198V191H197V193H196V191H194V193H193V190H192V193H193V195H194V200H192L193 199V197L191 198L190 196V199H191V201H192V203H194V205L192 204V205H189V202H188V208H187V210H183V213H182V215H184V216H182L181 218L182 219H179V221L180 220H182V224L185 226V229L187 230V234H186V237L184 238L185 240L184 241H181L180 242V240H183V239H180V238H178V235H174V237L172 238V239H175V240H177V238L178 239H180V240H178L179 242H175V244L174 245H176V244H179V243H181V244H183V243H185L184 244V246L182 245V247L180 248L179 247V245H178V247H176L175 248V250H173V249H171V253H173V251L175 252V254L173 253L172 255L170 254V252H166V254L168 255V257H169V261H168V259L166 260V261H168V264H264V73H262V72H260L259 73V71H258V73H256V71H254ZM65 73V72H64ZM64 73H62V75H61V77L63 76V74ZM107 73V72H106ZM186 73V72H185ZM199 73V72H198ZM227 73H228V71H227ZM230 73V72H229ZM238 73V72H237ZM248 73H250V71L248 72ZM247 73V74H248ZM262 73V74H261ZM99 74V73H98ZM118 74V75H117ZM123 74H125V73H122V75ZM189 74V73H188ZM194 74V75H193ZM211 74H213V73H211ZM220 74V73H219ZM226 74V73H225ZM235 74V73H234ZM240 74V77H241V72L239 73ZM247 74H245L244 73V75H246L247 76ZM105 75V74H104ZM107 75V74H106ZM110 75V74H109ZM134 75V74H133ZM143 75V74H142ZM191 75H193V76H195V72L194 73H192L191 72V74H190V76L189 77H191ZM221 75V74H220ZM236 75V74H235ZM243 75V76H244ZM250 75V74H249ZM60 76V75H59ZM58 76V77H59ZM99 76V75H98ZM97 76V77H98ZM100 76H101V74H100ZM186 76V75H185ZM199 76V75H198ZM226 76V75H225ZM238 76V75H237ZM51 77V76H50ZM49 77V78H50ZM108 77V76H107ZM112 77H113V75H112ZM120 77H122V76H120ZM143 77H145V76H143ZM196 77H197V73H196ZM200 77V76H199ZM99 78V77H98ZM193 78V77H192ZM192 78L190 79V81L188 82V83H190V82H192L193 80H195L194 82H192V84H191V86L189 85V87L190 88H187L188 87V85H186V84H182V85H186V88L187 89H189L191 92H193L192 90H194L195 89V87H199L198 86V84H197V86H196V82L198 81L197 80V78L196 79H194L193 78V80H192ZM227 79H228V77H226ZM252 78H253V80H252ZM260 78H262V79H260ZM51 79V80H50ZM49 79V82L50 81H52V80H54L55 78H50ZM111 80H112V78H110ZM115 79V78H114ZM199 79V78H198ZM213 79V78H212ZM246 79V80H247ZM98 80H100V79H98ZM122 80V79H121ZM145 80H146V78H145ZM180 80V79H179ZM182 80H184V79H182ZM185 80H187L188 81V79L186 78ZM197 80V81H196ZM200 80V79H199ZM202 80V79H201ZM232 80V79H231ZM230 80V81H231ZM235 80H236V78H235ZM251 80H252V82L253 83H251ZM74 81V80H73ZM77 81V80H76ZM152 81V80H151ZM202 81H204V79L202 80ZM71 83H73V85H74V83L75 82H72V81H70ZM111 82V81H110ZM115 82V81H114ZM113 82V83H114ZM145 82H148V81H145ZM149 82H150V80H149ZM182 82V81H181ZM184 82V81H183ZM199 82V81H198ZM237 82H238V80H237ZM236 82V83H237ZM240 82V81H239ZM260 82V83H259ZM178 83V82H177ZM241 83V82H240ZM115 85H112V86H116V84L117 83H114ZM148 84V83H147ZM175 84V83H174ZM179 84H180V82H179ZM232 84V83H231ZM234 84V83H233ZM239 84V83H238ZM237 84V85H238ZM69 84H67L66 86H68ZM71 85L72 84H70L68 87H66L67 89V91H71V89H73L74 88V86H72L71 87ZM111 85V84H110ZM154 85V84H153ZM181 85V84H180ZM225 85V84H224ZM242 85V84H241ZM118 87H119V85H117ZM193 86H195V87H193ZM235 86V85H234ZM247 86H249L251 89H248V87ZM101 87H103V86H101ZM176 87V86H175ZM240 87V86H239ZM238 87V88H239ZM71 88V89H70ZM121 88V87H120ZM120 88H117V89H120ZM185 88V89H186ZM191 88H193L192 90H191ZM236 88V87H235ZM237 88V89H238ZM34 89H36V90H34ZM101 89H104V88H101ZM115 89H116V87H115ZM174 89V88H173ZM226 89H228V88H226ZM175 90V89H174ZM173 90V91H174ZM178 90V89H177ZM184 90V89H183ZM182 90V91H183ZM224 90V89H223ZM229 90V89H228ZM233 90H234V88H233ZM172 91V90H171ZM173 91H172V93H173ZM189 91V92H190ZM227 91V90H226ZM225 91V92H226ZM230 91H232V89L230 90ZM40 92H42V93H40ZM111 92V91H110ZM184 92V91H183ZM191 92H190V94H191ZM235 92V91H234ZM237 92H238V90H237ZM236 92V93H237ZM239 92H240V89H239ZM238 92V93H239ZM242 94H243V97H244V93H245V90H242ZM112 97H115L114 96V94H113V90H112ZM110 93V94H111ZM114 93H116V92H114ZM185 93V92H184ZM184 93H182L183 95H184ZM187 93V92H186ZM117 94H119V93H117ZM116 94V95H117ZM166 94V93H165ZM175 94H176V92H175ZM174 94V95H175ZM181 94V95H182ZM221 94V93H220ZM228 94V93H227ZM192 95V94H191ZM218 95V94H217ZM225 95H226V93H225ZM229 95V94H228ZM231 95H233V94H231ZM235 95H237L238 96V94H235ZM246 95H245V97H246ZM42 96V95H41ZM189 96V95H188ZM240 96V95H239ZM112 97L110 98V99H112ZM119 97H120V95H119ZM231 97V96H230ZM117 98H118V95H117ZM166 98H167V96H166ZM227 98H229V97H227ZM235 98V97H234ZM249 98V99H248ZM109 99V100H110ZM121 99V98H120ZM119 99V100H120ZM127 99V98H126ZM237 99V98H236ZM113 100V99H112ZM111 100V101H112ZM119 100H118V102L117 103H123V101L122 102H119ZM184 100V99H183ZM198 100V99H197ZM217 100V99H216ZM230 101H231V99H229ZM165 101H167V99H165ZM224 101H226V99L224 100ZM229 101V102H230ZM234 101V100H233ZM236 101V100H235ZM113 102V101H112ZM164 102V101H163ZM238 102V101H237ZM34 102H32V104H33ZM160 103H162L161 101H159V103L158 104H160ZM165 103V102H164ZM167 103V102H166ZM233 103V102H232ZM232 103H230L231 105H232ZM109 104L111 105V102L109 101ZM108 104V105H109ZM114 104V103H113ZM123 104H125V103H123ZM157 104V108H160L159 106L160 105H158ZM236 104H234L235 106H236ZM115 105V104H114ZM127 105V104H126ZM163 105V104H162ZM161 105V106H162ZM217 105H219L218 103H217ZM36 106V105H35ZM34 106V111L35 112H33L35 115H37L36 114V112H37V110L39 111L40 110V107H37V110H36V107ZM38 106V105H37ZM138 106V105H137ZM111 107H113L112 105H111ZM163 107V106H162ZM224 107V106H223ZM110 108V107H109ZM156 108V109H157ZM188 108H190V107H188ZM216 108V107H215ZM219 108V107H218ZM217 108V109H218ZM27 109V110H26ZM111 109V108H110ZM166 109V108H165ZM193 109V108H192ZM117 110V109H116ZM157 110H159V109H157ZM216 110V109H215ZM237 110V111H236ZM108 111H109V109H108ZM186 111H187V109H186ZM219 111H221V110H219ZM113 112H114V109H113ZM160 112V111H159ZM158 112V113H159ZM194 112V111H193ZM192 112V113H193ZM225 112V111H224ZM227 112V111H226ZM229 112V111H228ZM38 113V112H37ZM40 113V112H39ZM39 113H38V116L37 117H39ZM41 113H42V110H41ZM40 113V115L42 116V114H46V112H44V113H42L41 114ZM107 113V112H106ZM195 113V112H194ZM33 114V116L35 117V115ZM119 114V113H118ZM167 114V113H166ZM220 114V113H219ZM229 114V113H228ZM51 115H53V114H51ZM50 115V116H51ZM55 115V114H54ZM223 115V114H222ZM40 116V117H41ZM46 116H47V114H46ZM45 115L44 116H42L43 118H40V119H46L45 117H46ZM226 116V115H225ZM53 117V116H52ZM73 117V116H72ZM71 117V118H72ZM117 117H118V115H117ZM121 117V116H120ZM207 117V116H206ZM70 117H68V118H66L65 120H67L66 122H65V125L66 126H68V125H70L71 126V124H74L73 122H75L73 119H71ZM108 118H110V117H108ZM130 118V117H129ZM134 118V117H133ZM132 118V119H133ZM213 118V117H212ZM221 119L223 118L222 116L220 117ZM231 118V119H230ZM33 118H31V120H32ZM39 119V120H40ZM69 119L71 120V121H69ZM101 119V118H100ZM100 119H98V120H100ZM106 119V118H105ZM181 119V118H180ZM184 119V118H183ZM207 119V118H206ZM223 119H225V118H223ZM30 120V121H31ZM34 120H36V117L32 120V122H34ZM109 120V119H108ZM136 120V119H135ZM176 120V119H175ZM88 121H90V120H88ZM104 121H106L107 122V119L106 120H104ZM112 121V120H111ZM189 121V120H188ZM219 121V120H218ZM28 124H30L29 123V119H28ZM31 122V123H32ZM95 122H97V121H95ZM100 122V121H99ZM109 122V121H108ZM116 122H118V121H116ZM115 122V123H116ZM179 122V121H178ZM200 122V121H199ZM215 122H216V120H215ZM215 122H213L214 124L213 125H215ZM221 122V121H220ZM93 123V122H92ZM103 123V122H102ZM102 123H99V124H102ZM105 123V122H104ZM129 122H126V124H128ZM137 123V122H136ZM136 123H135V125H136ZM142 123H143V121H142ZM141 123V124H142ZM171 123V122H170ZM180 123V122H179ZM191 123H192V121H191ZM207 123H209V122H207ZM27 124V123H26ZM68 124V125H67ZM112 124H114V123H112ZM117 124H119V126L121 125L120 123H116V125H114V127L112 126V130L115 128V129H118L119 127H118V125ZM172 124H175V122H173ZM178 124V123H177ZM187 124V123H186ZM223 124V125H222ZM37 125V124H36ZM92 125V124H91ZM97 126V127H101V125L99 126V125H97V124H93L92 125V129H94L95 127L94 126ZM106 125V124H105ZM110 125V124H109ZM134 125V124H133ZM191 125V124H190ZM217 125V124H216ZM65 126V127H66ZM122 126V125H121ZM137 126V125H136ZM139 126H141V125H138V127ZM125 127V126H124ZM142 127H144V125L142 126ZM146 127V126H145ZM215 127V126H214ZM68 129H69V127H67ZM70 128H72V127H70ZM73 128H75V126L73 127ZM72 128V129H73ZM102 128L104 129L105 128V130H107L106 129V126H104L103 127V124H102ZM120 128H122V127H120ZM119 128V129H120ZM162 128V127H161ZM171 128H173V127H171ZM179 128V127H178ZM205 128V127H204ZM223 128V129H222ZM76 129V128H75ZM102 129V130H103ZM135 129V128H134ZM138 128H136V130H137ZM139 129H141V128H139ZM156 129H158V128H156ZM166 129V128H165ZM206 129H207V127H206ZM209 129V128H208ZM95 130V129H94ZM123 130V129H122ZM133 130V129H132ZM162 130H164V129H159V131H162ZM171 130V129H170ZM201 130V129H200ZM214 130V129H213ZM212 130V128H211V132L213 131ZM70 130H68L67 132H62V133H69L70 134V132H69ZM73 131V130H72ZM75 131H77V130H75ZM74 131V133L76 134L77 132H75ZM93 131V130H92ZM91 131V132H92ZM96 131V133H97V130H95ZM100 131V130H99ZM117 131V130H116ZM193 131V130H192ZM80 132V131H79ZM104 132V131H103ZM109 132V131H108ZM110 132H113L114 133V131H111L110 130ZM109 132V133H110ZM118 132H119V130H118ZM127 132V131H126ZM137 132H139V131H137ZM214 132H216V131H214ZM74 133H72L73 135H74ZM82 133V132H81ZM81 133H78V134H80L81 135ZM93 133V132H92ZM95 133V132H94ZM93 133V134H94ZM122 133V132H121ZM140 133V132H139ZM60 134H61V132H60ZM69 134H66L67 136L69 135ZM77 134V135H78ZM83 134H85L84 133V131H83ZM82 134V135H83ZM111 134V133H110ZM124 134H125V130H124ZM142 134V133H141ZM161 134V133H160ZM160 134H158V135H160ZM165 134V133H164ZM167 134H168V132H167ZM202 134H206V133H202ZM208 134V133H207ZM206 134V135H207ZM66 135H63L64 136V139H61V141L64 143V141H66L65 139L67 138L66 137ZM72 135V136H73ZM81 135V136H82ZM100 135V134H99ZM101 135H102V131H101ZM100 135V136H101ZM105 135V134H104ZM115 135V137L117 138V140H119V139H121L122 138V135H123V133L122 134H111V136H114ZM118 135V136H117ZM119 135H121V138L119 137ZM127 135H131L130 137L132 138V134H130L129 132H128V134H126V135H124V136H126V138H124V140L123 139H121L122 141H119V143L118 142H116L117 144H118V146H117V144H115L116 145V147H115V145H111L110 143V140H111V137L109 138V136L107 135L106 137L107 138H105V136H104V138H103V136H101V139L102 140H98V138H100L99 136H98V138H97V136L96 135H94V137L96 136V140H98L97 142H101V141H105L106 142V140H107V143H109V145L110 146H112V147H110L109 145V147H110V149H109V147H108V153H112V154H114V156H115V158L114 157H112L113 155H111V153L110 154H107L106 153V151H105V153L103 152L102 154H103V157H105L106 159V162L107 163H109L110 164V160L113 158V160H116L118 157H120V159L122 158H124L123 160H126L127 159V157L128 156H131V154H132V152L131 151H129L128 153L130 154V152H131V154L130 155H127L128 153H126L124 150L126 149V147H125V145L128 147V144H126V142L127 141H129V140H131L130 139V137L128 136L127 137ZM156 135V134H155ZM175 135V134H174ZM174 135H173V137H174ZM177 135V134H176ZM35 136H39L38 137V139L40 140L41 138V134L40 133H37V135H35ZM70 137H71V135H69ZM69 136H68V139H69ZM79 136V135H78ZM78 136H77V139H78ZM157 136V135H156ZM170 137H171V135H169ZM201 136V135H200ZM213 136H215V135H213ZM212 136V137H213ZM37 137H35L36 138V140H37ZM75 137H76V135H75ZM74 137V138H75ZM84 137H85V135H83V139H82V142H81V140H78V141H80V143H81V145L82 146H84V142L85 141H83V140H85L84 139ZM87 137V136H86ZM118 137H119V139H118ZM158 137V136H157ZM165 137H166V135H165ZM205 137V136H204ZM73 138V139H74ZM81 138V137H80ZM110 140H109V139ZM113 138V137H112ZM127 138H129V139H127ZM134 138V137H133ZM132 138V139H133ZM184 138V137H183ZM193 138V137H192ZM199 138V137H198ZM210 138V137H209ZM219 140H218V139ZM60 139V138H59ZM67 139V140H68ZM70 139H72V137L70 138ZM72 139V140H73ZM166 139H168V138H166ZM171 139H172V137H171ZM211 139V138H210ZM64 140V141H63ZM72 140H70L71 142H72ZM88 140H89V138H88ZM88 140H86V142L88 141ZM91 140V139H90ZM113 140V139H112ZM116 140V141H117ZM159 140V139H158ZM170 140V139H169ZM173 140H175V139H173ZM190 140V139H189ZM196 140V139H195ZM200 140H202V138L200 139ZM93 141V140H92ZM115 141V140H114ZM114 141H112V143L114 142ZM126 141V142H125ZM167 142H168V140H166ZM211 141V140H210ZM37 142H41V140L40 141H37ZM36 142V143H37ZM62 142H60L59 140H56L55 142H53V146H49L48 148H49V150L51 151V153H50V157H51V159H52V156H55V157H57V156H59V154L61 155V148L64 146V145H62L63 143ZM68 141H66V143H67ZM76 142V141H75ZM97 142H91L90 144H91V146L90 145H88V146H90V147H92V149L90 150V151H92V152H90L91 153V155L89 156V157H91L92 159H90V160H92L94 163L93 164H95L96 166L98 165L96 162L98 161V159H99V154L98 155H94L93 156V154H95V152H93V151H96L97 153H98V149L97 148H101V150L99 149V151L100 152H102V148H103V145L101 144V143H103V142H101L100 144H98L97 145ZM122 142V143H121ZM125 142V143H124ZM158 142V141H157ZM161 142H164L165 143V141H163V139H162V141ZM185 142V141H184ZM197 142H198V140H197ZM200 142H202V141H200ZM205 142V141H204ZM68 143H70V142H68ZM68 143H67V145H68ZM73 143V142H72ZM78 144H80L79 142H77ZM75 144V145H77L78 146V144ZM96 143V144H95ZM106 143V144H107ZM115 143V142H114ZM113 143V144H114ZM159 144H160V142H158ZM176 143V142H175ZM189 143H191V142H189ZM194 143V142H193ZM73 144V145H74ZM88 144V143H87ZM121 144H124V145H121ZM168 143H166L165 145H167ZM171 144V143H170ZM178 144V143H177ZM199 144V143H198ZM209 144H211V143H209ZM208 144V145H209ZM214 144V143H213ZM66 145V144H65ZM71 145V144H70ZM72 145V146H73ZM74 145V146H75ZM93 145L96 147L97 146V150H93V149H95V147H93ZM101 145V146H100ZM130 145V144H129ZM163 145V144H162ZM165 145H164V147H165ZM173 145V144H172ZM77 146H75V147H77ZM120 146V149L119 150H117V147H119ZM125 147L124 149H123V147ZM131 146V145H130ZM181 146V145H180ZM184 146H186V145H184ZM202 146V145H201ZM214 145H212L211 147H213ZM70 147V146H69ZM69 147H66V148H68L69 149ZM81 147V146H80ZM85 147V149L87 150V148L88 147H86V146H84ZM83 147V148H84ZM121 147H122V149H121ZM146 147V146H145ZM151 147V146H150ZM164 147L162 146V148L164 149ZM168 146H166V148H167ZM182 147V146H181ZM188 147V146H187ZM198 147H200V144H199V146ZM71 148V147H70ZM73 148V147H72ZM71 148V149H72ZM77 148H79V147H77ZM112 148H113V151L115 150V152L113 153L112 152ZM114 148H116V149H114ZM132 148H133V146H132ZM148 149H149V147H147ZM146 148V149H147ZM166 148H165V150H166ZM190 148V147H189ZM64 149H65V146H64ZM63 149V150H64ZM161 149V148H160ZM168 149V148H167ZM170 149H171V147H170ZM170 149H168L169 151H170ZM215 149V148H214ZM213 149V150H214ZM215 149V150H216ZM73 150V149H72ZM80 151L82 150L83 152H84V150L82 149V147L79 149ZM85 150V151H86ZM88 150H89V148H88ZM120 150H122V151H124V152H122L121 154L123 155H125V153H126V159H125V156L123 157L121 154H120ZM127 150V149H126ZM173 150H174V152H175V149L173 148ZM194 150V149H193ZM66 150H64V152H65ZM74 151H76L75 149L73 150V152ZM119 151V152H118ZM150 151V150H149ZM178 151V150H177ZM184 151V150H183ZM207 151H209V148L207 149ZM63 152V153H64ZM71 152V151H70ZM73 152H71L70 153V155L73 153ZM87 152H89V151H87ZM116 152H117V154H116ZM148 152V151H147ZM168 151L166 150V153H167ZM191 152V151H190ZM206 152V151H205ZM211 152V151H210ZM216 152V153H215ZM65 153H67V152H65ZM79 153V152H78ZM86 153V152H85ZM84 153V154H85ZM154 153V152H153ZM163 153H165V152H163ZM177 153V152H176ZM176 153H174V154H176ZM181 153V152H180ZM189 153V152H188ZM200 153V152H199ZM204 153V152H203ZM30 154V153H29ZM29 154L27 155L28 157H31V155L29 156ZM69 154V153H68ZM68 154H66L68 157H69V155ZM89 153H87V155H88ZM116 154V155H115ZM118 154H120V155H118ZM145 154L147 155V156H149L146 152H145ZM151 154H152V151H151ZM168 154V153H167ZM170 154H172V151H171V153ZM191 154V153H190ZM193 154V153H192ZM202 154V153H201ZM211 154V153H210ZM66 155H63V156H66ZM75 155H76V152H75ZM78 155V154H77ZM108 156V157H106V156ZM177 155H179V154H177ZM185 155V154H184ZM204 155V154H203ZM41 156H42V154H41ZM40 156V157H41ZM79 156V155H78ZM84 157H85V155H83ZM83 156H79L82 160L84 159L83 158ZM98 156V157H97ZM111 156V157H110ZM117 156V157H116ZM183 156V155H182ZM186 156H187V154H186ZM67 157V158H68ZM75 157V158H74ZM194 157V156H193ZM32 158V157H31ZM59 158H62L63 159V157H62V155L59 157ZM98 158V159H97ZM182 158V157H181ZM180 158V159H181ZM190 158V157H189ZM209 158V157H208ZM28 159H30V158H28ZM35 159V158H34ZM57 159H58V157H57ZM65 159H66V157H65ZM64 159V160H65ZM69 159H71V158H69ZM119 158H118V160H120ZM146 159V158H145ZM176 159V158H175ZM183 159H184V156H183ZM191 159H193L192 157H191ZM203 159V158H202ZM212 159V158H211ZM75 160H77V161H79L80 159L77 157L76 158V156H73V160H72V162L71 163H75V165H77L78 166V168H79V166L80 167H82V169L83 168H85V166L84 165H80L79 163H76V161ZM90 160H89V162H87V161H84V163H86L85 165H87L88 167H89V165H90V168L89 169H86V171L87 170H90V171H87V172H85L86 174L85 175H89L90 176V178H91V175H90V173L92 172V177L94 178H92L93 180H91V182H89L88 183V185L90 184V183H96V181H98L99 182V180H102V181H105L104 179H106V181H108L109 180V178L108 177H106L107 176V174H112V172L111 173H109L110 171H111V169L110 168H108V169H110V170H105V169H103V171L105 170V171H107V173H106V175H102V173H101V171L102 170H98V172H99V174L97 175V176H99L100 174V176H102V178L103 177H105V178H103V179H101V177H99L100 179H98V177L96 176H93V174L95 173L96 174V171H95V169L96 168H98V167H95V168H92V164L90 163ZM105 160L103 161V163L105 162ZM108 160V161H107ZM148 160V159H147ZM166 160V159H165ZM172 160V159H171ZM30 161H31V159H30ZM33 161V160H32ZM31 161V162H32ZM36 161V160H35ZM34 161V162H35ZM60 161H63V160H60ZM66 161H68L67 159H66ZM130 161V163H131V160H127V162H129ZM144 161V160H143ZM174 161V160H173ZM190 161H192V160H190ZM189 161V162H190ZM197 161V160H196ZM195 161V162H196ZM209 161V160H208ZM213 161V162H214ZM68 162H70V160L68 161ZM80 162H82V161H80ZM120 162V161H119ZM132 162H134V161H132ZM148 162V161H147ZM147 162H145V164L147 163ZM188 162V161H187ZM193 162H194V160H193ZM56 163H57V161H56ZM83 163V162H82ZM148 163H150V162H148ZM186 163V162H185ZM191 163V162H190ZM60 165H61V163H59ZM68 164V163H67ZM89 164V165H88ZM152 164V163H151ZM151 164H148V165H151ZM179 164H181V163H179ZM196 164V163H195ZM56 165H58V164H56ZM62 165H64L65 167H67V168H69L68 167V165L66 166L64 163L62 164ZM62 165H61V168H62ZM69 165H70V163H69ZM133 165V164H132ZM184 165H186V164H184ZM192 165V164H191ZM73 166H74V164H73ZM73 166H72V169H73ZM84 166V167H83ZM87 166H86V168H87ZM133 166H136V165H133ZM142 166H144V164L142 165ZM180 166V165H179ZM182 166V165H181ZM189 166H190V164H189ZM193 166H194V164H193ZM104 166H102L101 167V169L103 168ZM156 167V166H155ZM195 167V166H194ZM71 168V167H70ZM68 169V171L70 172V170L71 169ZM74 168H75V166H74ZM78 168H77V170H78ZM146 168H148V166L146 167V165H145V169ZM178 168V167H177ZM189 168V167H188ZM207 168V167H206ZM46 169V168H45ZM45 169H43L44 171H45ZM63 169V168H62ZM65 169V168H64ZM93 169V170H92ZM142 169H143V167H142ZM176 169V168H175ZM179 169V168H178ZM178 169H176V170H178ZM187 169V168H186ZM26 170V169H25ZM61 170V169H60ZM60 170L58 169L57 171H58V173H61L60 172ZM74 171L76 170V169H73ZM73 170H71V171H73ZM76 170V171H77ZM159 170V169H158ZM188 170V169H187ZM186 170V171H187ZM192 170H194L193 168H192ZM13 171V170H12ZM23 171H24V169H23ZM44 171H42V172H44ZM57 171H56V173H57ZM81 171L82 170H80L78 173H81ZM93 171H95V172H93ZM145 171V170H144ZM189 171H190V169H189ZM7 172H9V170L7 171ZM5 173V178H4V182L6 181H8L9 179H11V178H14V177H10V175H13V174H8V173ZM20 172V171H19ZM22 172V171H21ZM68 172V174L70 175V177H69V175L67 176L66 175V171L64 170V173H65V175H63L62 174V179H64L66 182H64V180H62L61 178H59L58 180L59 181H57V179H55L56 181H57V183L59 184V183H61V184H57V186H56V184L54 185V182L52 181V185L53 186H56V190L57 191H53L50 195H49V191H48V193H46L45 195H47L48 194V196H45L46 198H50L51 196L52 197H54V193L55 192H57V193H55V196H58V195H60L59 194V192L62 194V195H60V199H62V198H66V196H67V194H70V193H68V192H70V190H66L65 189V187L66 188H69L70 189V187H72V185L74 186V187H72L71 188V193L73 192V190L75 189L76 190V188L80 191V185L82 186V184H84L85 182L83 181V180H85V179H83L84 178V176L82 177V179H81V177H80V181H78V180H76L75 178L78 176V175H76V177H72L71 175H73L74 173H72L71 174V172L69 173ZM192 172H194V171H192ZM13 173H16L15 171L13 172ZM18 173V172H17ZM17 173H16V175H17ZM24 173H26V172H24ZM76 173V172H75ZM178 174H179V172H177ZM191 173V172H190ZM84 174V173H83ZM115 174V172H113V175ZM184 174V173H183ZM186 174V173H185ZM9 175V177L10 178H8L7 176ZM30 175V174H29ZM28 175V176H29ZM56 175V174H55ZM80 175H82V174H80ZM116 175V174H115ZM181 175H182V173H181ZM188 176H189V173L187 174ZM15 176V175H14ZM24 176H25V174H24ZM54 176V175H53ZM57 177L59 176V174H57L56 175ZM55 176V177H56ZM65 176V177H64ZM109 176V175H108ZM38 177V176H37ZM59 177H61V176H59ZM110 177V176H109ZM112 177H114V176H112ZM136 177H139V176H136ZM145 177V176H144ZM146 177H147V175H146ZM187 177V176H186ZM202 177H205V178H202ZM8 178V179H7ZM25 178H27V177H25ZM86 178V177H85ZM95 178L97 179V180H95ZM115 178V177H114ZM143 178V177H142ZM141 178V179H142ZM7 179V180H6ZM108 179V180H107ZM144 179V178H143ZM147 179H148V177H147ZM160 179V178H159ZM177 179V178H176ZM198 179V178H197ZM196 179V180H197ZM120 180V179H119ZM119 180H118V182H119ZM140 179H138L137 181L138 182H142V180H140ZM63 182V184H64V187H62V182ZM76 181H78L79 183H80V185H79V187H77L78 185H77V183L78 182H76ZM86 181V180H85ZM93 181V182H92ZM197 181H199V180H197ZM5 182V183H6ZM84 182V183H83ZM111 182H112V180H111ZM117 181H115V183L117 184L118 183ZM132 184H136V186H137V183H133L132 181H130ZM129 182V183H130ZM143 182H146V181H143ZM159 182V181H158ZM173 182V181H172ZM190 182V181H189ZM30 183V182H29ZM29 183H28V185H29ZM32 183V182H31ZM76 183V184H75ZM82 183V184H81ZM151 183H153V181H151L150 182V184ZM155 183V182H154ZM157 183V182H156ZM185 183V182H184ZM198 183V184H197ZM200 183H201V185H203V186H201L200 185ZM96 184H98V183H96ZM121 184V183H120ZM147 184H149V182L147 183ZM146 184V185H147ZM149 184V185H150ZM186 184H188V183H186ZM190 184V183H189ZM206 184V185H205ZM27 185V184H26ZM25 185V186H26ZM52 185H51V187H48V188H51V190H52ZM66 185V186H65ZM69 185V186H68ZM71 185V186H70ZM84 185H86V188H82L81 190L82 191H80V192H83L82 194H79L78 193V195H76L75 193H73V194H75L76 195V197H74L75 198V200H74V202H73V200H71L72 199V197L70 196L67 200L70 202L69 203V206L71 207H69V206H66V204L68 203H64V202H66L67 200L65 199L64 200V202L62 201L60 204H64L65 206H66V209L65 210H63V208H64V206H63V208H61V210L62 211H60V214H58L59 216H58V218L60 219V218H62L63 216V214H64V211H69L70 209V211L69 212H74V210H75V208H83V206H84V210H82V212L84 211L85 212V210L88 208L87 206L85 207V202H83L84 200H82L81 199V197L82 198H84V196H85V194H87L88 192L87 191H89L91 188L93 189V187H89V188H87V183L86 184H84ZM190 185V186H191ZM195 185H197L196 186V188H194V186ZM19 186V188H21V192L19 193V195L18 196H16L15 197V199H14V205H13V209L14 210H16L15 212H17V211H19V210H21V209H25V208H27V201H24V195H25V198H26V195H27V197H28V193H30V191L32 190V188L34 187V185H32L31 184V186ZM59 186L61 187V188H59ZM132 186V185H131ZM175 186V185H174ZM190 186L188 187V188H190ZM96 187V186H95ZM120 187V186H119ZM129 187H130V184H129ZM135 187V186H134ZM5 187H4V183H0V195L1 194H3L2 192H4V194H5V191H3V190H6V188L4 189ZM62 188H64L63 189V191H60V190H62ZM117 189H118V187H116ZM122 188V187H121ZM138 188H139V186H138ZM185 188V187H184ZM3 189V190H2ZM36 189H38L37 188V186H36ZM47 189V188H46ZM55 189V188H54ZM53 189V190H54ZM60 189V190H59ZM84 189V190H83ZM87 189H89V190H87ZM127 189V188H126ZM64 190L66 191L65 193H63L64 192ZM78 190H76V192L78 191ZM85 190H87L86 192L87 193H84V191ZM121 191H122V189H120ZM124 191H125V189H123ZM140 190V189H139ZM181 190V189H180ZM186 190V189H185ZM26 191H28V193H25ZM141 191V190H140ZM187 191V190H186ZM23 192L25 193L24 195H22L23 194ZM32 192V191H31ZM33 192H34V190H33ZM75 192V191H74ZM90 192H91V190H90ZM125 192H127V191H125ZM190 192V191H189ZM120 193V192H119ZM129 194H130V191L128 192ZM132 193V192H131ZM134 193V192H133ZM179 193H180V191H179ZM178 193V194H179ZM191 193V194H192ZM31 194L32 193H30V195L29 196H31ZM33 195H35V194H33ZM40 195H43V194H40ZM64 195H66V196H64ZM74 195V196H75ZM79 195H81V197L79 198V197H77V196H79ZM167 196H168V194H166ZM171 195V194H170ZM4 198H6L4 195H2ZM2 196H0V198L2 197ZM7 196V195H6ZM38 196V195H37ZM44 196V195H43ZM62 196V197H61ZM3 197L1 198L2 200H3ZM33 197V200H34V197H35V199H37L36 198V195L35 196H32ZM32 197H31V199H32ZM39 197V196H38ZM45 197H44V201H46L47 202V206L49 207V209L51 210V208H55V206H53V204L52 205H49V202H51L52 200H51V198H50V200L49 199H46L45 200ZM179 197H181V196H179ZM29 198V197H28ZM57 198H59V196L58 197H54V199H57ZM30 199V198H29ZM29 199H28V201H29ZM30 199V200H31ZM39 199V198H38ZM37 199V200H38ZM53 199V198H52ZM60 199H58V200H60ZM84 199H87V198H84ZM149 199V198H148ZM78 200H81L84 204H83V206H78V205H80L81 204V201H78ZM153 200V199H152ZM39 201H42V202H40V204L39 203H37V204H39V206L38 205H35V207L37 206V207H40L41 205V207L40 208H42V207H44V201L42 200V199H39ZM38 201V202H39ZM55 201H57V200H55ZM78 203H77V202ZM140 201V200H139ZM151 201V200H150ZM150 201L149 202H147L146 203V205L144 204V207L143 206H139V204H138V206H139V208L141 209V207H143L142 208V210L141 211H144V212H147V211H151V209L150 208H152V206L151 207H149V209H148V203H150ZM189 201V200H188ZM1 202V201H0ZM5 202V203H4ZM6 199H4L3 200V202L0 204V211L2 212V213H4L5 214V217H6V219H7V224L9 225V228H11L12 229V232H9V233H7V234H5V232L7 231V228H2L1 229V231H0V264H14L13 263V260L15 261L16 259L18 260L17 262L18 263H16V264H19V262H22L21 264H23V262L24 261H26V259H23V261H20V259H21V257H19L18 258V256H16L17 255V250L16 249H18V247L16 248L15 247V245H17V243L19 242L20 243V241H14L15 240V238L17 239V237H18V232H17V229L18 228H20L18 225L20 224V226H21V222H19V221H22L24 218H26V216L25 217H23V216H19L18 214L19 213H16L15 214V212H14V210L12 211V212H10V210L7 212V210H1V208L2 209H4V208H6V209H9L10 208V205H9V203L7 202V204H6ZM26 202V203H25ZM44 202V203H43ZM53 202V201H52ZM51 202V203H52ZM113 202V201H112ZM115 202V201H114ZM120 202V201H119ZM142 202V201H141ZM145 202V201H144ZM154 202V201H153ZM186 202V201H185ZM36 203V202H35ZM74 203V204H73ZM76 203H77V205H76ZM131 203V202H130ZM133 204L135 203V201H133L132 202ZM165 203V202H164ZM191 203V202H190ZM59 203H55V205L57 206ZM105 204V203H104ZM117 204H119V203H117ZM128 202H127V205H124V206H127V207H129L128 206ZM132 204V205H133ZM136 204H137V202H136ZM142 204V203H141ZM140 204V205H141ZM160 204V203H159ZM159 204H157V205H159ZM8 206V207H5V206ZM113 205H116V204H113ZM156 205V206H157ZM46 206V205H45ZM51 206V207H50ZM60 206H62V205H60ZM60 206L58 205V207H56V208H58V209H60ZM74 206V207H73ZM76 206H78V207H76ZM103 206V205H102ZM131 206V205H130ZM137 206V205H136ZM154 206V205H153ZM160 206V205H159ZM73 207V208H72ZM123 207V206H122ZM131 207H133V206H131ZM130 207V208H131ZM135 207V206H134ZM173 207V206H172ZM172 207H169V208H172ZM191 207V208H190ZM194 207V208H193ZM81 208V209H82ZM104 208L105 207H103V211H104ZM124 208V207H123ZM138 208V207H137ZM136 207L134 208V209H137ZM153 208H155V207H153ZM161 208V207H160ZM177 208V207H176ZM185 208V207H184ZM43 210L44 209H47V208H42ZM58 209H55V211H57ZM125 209H127V208H125ZM124 209V210H125ZM133 208L131 209V210H134ZM144 209V210H143ZM148 209V210H147ZM182 209H183V207H182ZM42 210V211H43ZM49 210V211H50ZM101 210V209H100ZM115 210V209H114ZM121 210V209H120ZM123 210V211H124ZM155 210H156V208H155ZM154 209H153V211H151V212H154L155 211ZM32 211L33 212H35V214H37L36 213V210H31V214H32ZM49 211H48V213H49ZM112 211V210H111ZM141 211H139L138 210V212L137 211H135L136 212V214H140V212ZM166 211H168V209L166 210ZM191 211V212H190ZM45 212H47V210H45ZM61 212H63L62 214H61ZM68 212V213H69ZM107 212V211H106ZM106 212H105V214H106ZM117 212V211H116ZM156 212V211H155ZM162 212V211H161ZM165 212V211H164ZM163 212V213H164ZM43 213H44V211H43ZM48 213H45V214H47V216L48 217H50V218H52L53 220H54V223L56 224V225H58V223L57 222H59L60 223V220H63V218L62 219H56L55 217L57 216V215H54V214H52L51 212V215H49ZM102 213H104V212H102ZM142 213V212H141ZM30 214V217H29V215L27 216V218L29 217V219L28 220H30V219H32V217H34V216H36L35 214L32 216ZM45 214H43L44 215V217H46L45 216ZM110 214V213H109ZM135 214V215H136ZM143 214H145V213H143ZM147 215H148V213H146ZM157 214V213H156ZM160 214H162V213H160ZM179 214V213H178ZM38 215V214H37ZM64 215H66V214H64ZM80 215V214H79ZM79 215H77L76 216V214H74V215H72L73 217H74V219H73V217L72 216H68V215H66V218L64 217V220L63 221H65L66 220V222H65V224H67V225H71V223L72 222H74L75 223V225H76V223H77V221L78 220H75L76 218H79V217H81V216H79ZM85 215V214H84ZM98 215H101L100 214V212H99V214ZM108 215V214H107ZM106 215V216H107ZM113 215V214H112ZM134 215V214H133ZM155 215V214H154ZM162 215H164V214H162ZM79 216V217H78ZM82 216H83V214H82ZM97 216V215H96ZM104 216V215H103ZM119 216V215H118ZM131 216H132V214H131ZM138 216V215H137ZM142 216V215H141ZM146 216V215H145ZM149 216V215H148ZM161 216V215H160ZM165 216V215H164ZM22 217V218H21ZM43 217V216H42ZM48 217H47V219L46 220H50V219H48ZM68 217H69V219H68ZM99 217H101V216H99ZM98 217V218H99ZM105 217V216H104ZM114 217V216H113ZM122 217V216H121ZM127 217V216H126ZM130 217V216H129ZM26 218V219H27ZM35 218V217H34ZM73 219V221H72V219ZM109 218V217H108ZM115 218V217H114ZM125 218V217H124ZM128 218V217H127ZM127 218H125V222H126V219ZM133 218H134V216H133ZM140 218V217H139ZM138 218V219H139ZM143 218V217H142ZM146 218V217H145ZM21 219V220H20ZM26 219H24V220H26ZM44 220H45V218H43ZM68 219V220H67ZM96 219V218H95ZM111 218H109V221L108 222H110L111 220H110ZM116 219V218H115ZM137 219V220H138ZM161 219H162V217H161ZM164 219H166L167 220V218H164ZM164 219H162V220H164ZM43 220V221H44ZM55 220H56V222H55ZM71 220V221H70ZM98 220V219H97ZM104 220H106V218L104 219ZM113 220V219H112ZM117 220V219H116ZM120 220H123V218L122 219H120ZM134 220V219H133ZM170 220V219H169ZM52 220H50V222H51ZM100 221V220H99ZM107 221V220H106ZM105 221V222H106ZM127 221H130V220H127ZM165 221V220H164ZM163 221V222H164ZM171 221V220H170ZM173 221V220H172ZM176 221H178V220H176ZM28 222V221H27ZM33 223L34 224V219H32L30 222H28V223ZM67 222H70V223H67ZM112 222V221H111ZM116 222H119V221H116ZM132 222H134V221H132ZM131 222V223H132ZM142 222V221H141ZM160 222V221H159ZM162 221H161V224L163 223ZM179 222V223H180ZM42 224H43V222H41ZM52 224V223H50L51 224V229H52V226H56L55 224ZM74 223H72V224H74ZM95 223H97L96 222V220H95ZM104 223V222H103ZM177 223V222H176ZM50 224H48V225H50ZM61 225H63L62 224V222L60 223ZM123 225L125 224V223H122ZM121 224V225H122ZM157 224V223H156ZM173 224V223H172ZM31 225V224H30ZM39 225H41V224H39ZM44 225V224H43ZM60 225V227H57V229H56V231H55V233L54 232H52V231H54V230H50V234H47V236L48 235H50L51 236V238L48 236V238H47V236L45 235H42V237L44 238V240H43V238H42V240L41 239H39V243H42V242H45L44 244H42L43 246H44V249L45 248H47L46 247V245L48 244V239L49 240H52L53 239V237H54V235L56 236V234H57V236L59 235L58 233H60V232H62V230L64 229L62 226ZM93 225H96V224H93ZM98 225V224H97ZM97 225H96V227H97ZM105 225V224H104ZM106 225H108V223L106 224ZM114 225H115V223H114ZM121 225H119V227L121 226ZM132 224H130V226H131ZM133 225H135V224H133ZM132 225V226H133ZM136 225H137V223H136ZM165 225V224H164ZM33 226H37V227H34L35 229L36 228H38L39 226L38 225H32V227ZM72 226V225H71ZM129 225H128V228L130 227ZM132 226H131V228H132ZM157 226V225H156ZM161 226V225H160ZM186 226H187V228H186ZM12 227H15V228H12ZM18 227V228H17ZM31 227V228H32ZM42 227V226H41ZM45 227H47V231H48V229H49V227L50 226H47V223H46V226ZM61 227L63 228L62 230H61ZM66 227V226H65ZM73 227V226H72ZM74 227H76V226H74ZM73 227V228H74ZM90 227V226H89ZM109 227H110V224H109ZM114 227V226H113ZM118 226H117V229L119 228ZM122 227V226H121ZM127 227V226H126ZM133 227H135V226H133ZM154 227V226H153ZM167 227H168V224H167ZM170 227H174V225L173 226H170ZM170 227H168V228H170ZM183 227V226H182ZM43 228V227H42ZM59 228H60V230H59ZM69 228V227H68ZM115 228V227H114ZM162 228H163V226H162ZM161 228V230L163 231V230H165V231H167L168 229L167 228H165V229H162ZM66 229V228H65ZM85 229V228H84ZM93 229H95V228H93ZM99 230H100V228H98ZM97 228H96V230H98ZM104 229L106 230V228L104 227ZM112 229V228H111ZM125 229V228H124ZM123 229V230H124ZM133 229V228H132ZM135 229V228H134ZM183 229H184V227H183ZM182 229V230H183ZM34 230V229H33ZM43 230V229H42ZM45 230V229H44ZM70 230H71V227H70ZM70 230L69 231H65L64 233H68V232H70ZM86 230V229H85ZM89 230V229H88ZM90 230H91V228H90ZM101 230H102V228H101ZM100 230V231H101ZM107 230H109L110 231V229H107ZM107 230H106V232H107ZM114 230V229H113ZM126 230V229H125ZM125 230H124V232H125ZM130 230V229H129ZM136 230V229H135ZM134 230V231H135ZM142 230V229H141ZM156 230V229H155ZM159 230H160V228H159ZM171 230H173V229H171ZM179 230V229H178ZM186 230H184V231H186ZM75 231V230H74ZM118 230H116V232H117ZM127 231V230H126ZM138 231V230H137ZM144 231H145V228H144ZM143 231V233H145ZM147 231V230H146ZM150 231H151V229H150ZM154 231V230H153ZM158 231V230H157ZM164 231V232H165ZM41 232V231H40ZM40 232H38V230H36V233L38 234V233H40ZM91 232V231H90ZM94 232V231H93ZM99 232V231H98ZM101 232H103L102 233V235H100V236H103V234H104V231H101ZM100 232V233H101ZM105 232V233H106ZM132 232V231H131ZM131 232H129V234L131 233ZM156 232V231H155ZM35 233V234H36ZM54 233V234H53ZM87 233V232H86ZM85 233V234H86ZM95 233V232H94ZM108 233V232H107ZM112 233V232H111ZM118 233V232H117ZM116 233V234H117ZM140 233H142V232H140ZM142 233V234H143ZM157 233V232H156ZM155 233V234H156ZM160 233H162V232H160ZM169 233V232H168ZM180 233H181V231H180ZM69 234V233H68ZM97 234V233H96ZM110 234V233H109ZM120 234V233H119ZM132 235H133V232L131 233ZM134 234H135V232H134ZM145 234H147V233H145ZM151 234V233H150ZM159 234V233H158ZM176 234V233H175ZM61 235V234H60ZM65 235V234H64ZM73 235V234H72ZM88 235V234H87ZM113 235V234H112ZM123 235H124V233H123ZM127 235V234H126ZM126 235L124 236L125 238H126ZM138 235H139V232H138ZM144 235V234H143ZM148 235V234H147ZM147 235H144V237L145 236H147ZM160 235V234H159ZM162 235H164L163 233H162ZM53 236V237H52ZM62 236H63V232H62ZM61 236V237H62ZM91 236H92V234H91ZM105 236V235H104ZM137 236V235H136ZM180 236V235H179ZM37 237H38V235H37ZM40 237V236H39ZM38 237V238H39ZM61 237L59 236V238L61 239ZM90 237V236H89ZM88 237V238H89ZM105 237H107V235L105 236ZM105 237H103V238H105ZM109 237H110V235H109ZM121 237H122V235H121ZM128 237V236H127ZM63 238V237H62ZM87 238V237H86ZM91 238V237H90ZM110 238H112V237H110ZM124 238V239H125ZM137 238V237H136ZM141 238H142V235H141ZM147 238V237H146ZM146 238H145V240H146ZM157 238H158V236H157ZM170 238V237H169ZM168 238V239H169ZM55 239H56V237H55ZM55 239H53V240H55ZM65 239H66V236H64V240L63 239H61V240H63L64 242H66L65 241ZM83 239H85V237H83ZM107 239V238H106ZM123 239V242L125 241ZM134 239V238H133ZM131 239L130 238V240H131V242H128V238H126V240H127V242H128V245H129V243H135V240H137V239ZM160 240H159V242L161 243L162 241L164 242L165 240H163L162 238H161V236H160V238H159ZM166 239H167V237H166ZM171 239V238H170ZM34 240L35 241H37V239H35L34 238ZM34 240H30L31 241V243L30 244H33L32 243V241L33 242H35ZM109 240V239H108ZM132 240H133V242H132ZM139 240V239H138ZM142 240H144V239H142ZM81 242H82V245L84 244L83 243V241L82 240H80ZM84 241H87V240H84ZM97 241H99V237H98V240ZM102 241H103V239H102ZM114 241H116V240H114ZM117 241H118V239H117ZM120 241H121V239H120ZM168 241H170V240H168ZM174 241V240H173ZM47 242V243H46ZM51 242V241H50ZM50 242H49V246H50ZM109 242V241H108ZM139 242H141V241H139ZM153 242V241H152ZM171 242V241H170ZM58 244H61V242L59 243V242H57ZM99 243V242H98ZM102 243V242H101ZM106 243V242H105ZM110 243H111V240H110ZM116 242H114V244H115ZM119 243V242H118ZM125 243V242H124ZM137 243H138V241H137ZM158 243V242H157ZM159 243V244H160ZM172 243V242H171ZM29 244V245H30ZM52 244V243H51ZM102 244H104V243H102ZM109 244V243H108ZM112 244V243H111ZM110 244V245H111ZM121 244V243H120ZM119 244V245H120ZM144 244H145V241H144ZM173 244V243H172ZM20 245H22V244H20ZM28 245V246H29ZM39 245V244H38ZM41 245V244H40ZM54 245V244H53ZM56 245V246H55ZM54 246L55 247H57V244H55ZM62 245V244H61ZM85 245H86V243H85ZM101 245V244H100ZM126 245H127V243H126ZM126 245H122V247H123V249L125 248V246ZM135 245V244H134ZM134 245H130L131 247V249L134 247ZM141 245H143V241H142V244ZM141 245H139V247H141ZM151 245V244H150ZM160 245H162V244H160ZM23 246V245H22ZM33 246H35V243H34V245H31V248L33 249ZM52 246V245H51ZM80 246V245H79ZM78 246V247H79ZM84 246V245H83ZM96 246V245H95ZM107 246V245H106ZM112 246V245H111ZM121 246V245H120ZM133 246V247H132ZM137 246H138V244H137ZM145 246V245H144ZM153 246V245H152ZM181 246V245H180ZM37 247V246H36ZM35 247V248H36ZM92 247V246H91ZM97 247H99L98 245H97ZM97 247H95V248H97ZM146 247V246H145ZM148 247V246H147ZM150 247V246H149ZM24 248V247H23ZM23 248L21 249V251L23 250ZM29 248V247H28ZM93 248H94V246H93ZM100 248H102V247H100ZM99 248V249H100ZM106 248V247H105ZM113 248V247H112ZM143 248V247H142ZM141 248V250H143ZM20 249H18V250H20ZM53 248H51V250H52ZM57 249H58V247H57ZM56 248H55V250H57ZM76 249H78V248H76ZM79 249H80V247H79ZM91 249V248H90ZM110 249H111V247H110ZM127 249V251L129 252V250H128V247L126 248ZM136 250L137 249H139V248H135ZM151 249V248H150ZM160 249H162V247L160 248ZM159 249V250H160ZM164 249V248H163ZM166 249V248H165ZM169 249V248H168ZM16 250V251H15ZM24 250H26L25 248H24ZM24 250L21 252V251H19V253L21 254V255H23V253H24ZM55 250L54 251H50L51 253L53 252V254H54V252H55ZM81 250H83V248L81 249ZM96 250V249H95ZM134 250V249H133ZM153 250H156V249H153ZM167 250V249H166ZM170 250V249H169ZM12 251V252H11ZM48 251V250H47ZM76 250H74L73 252H75ZM80 250H78V252H79ZM83 251H85V250H83ZM88 251V250H87ZM94 251V250H93ZM116 251V250H115ZM126 251V250H125ZM125 251H123V252H125ZM146 252H147V250H145ZM14 252H16V254H14ZM43 252V251H42ZM50 252H45L46 254L48 253L49 255H50ZM78 252H77V254H78ZM94 252H96V251H94ZM98 252H99V250H98ZM119 252V251H118ZM123 252H121V253H123ZM127 252V253H128ZM131 252V251H130ZM137 252V251H136ZM153 252V251H152ZM151 252V253H152ZM156 252V251H155ZM154 252V254H153V257H152V255H150L149 257L148 256H146L145 255V261H147V262H151V260H152V262H154L155 264H162V262H163V260H164V258H163V256H166V254L165 255H160L159 253H158V255H160L161 256V260H160V256H157L156 255V253ZM164 252V251H163ZM126 253V252H125ZM132 253V252H131ZM130 253V254H131ZM134 253H135V251H134ZM138 253H139V251H138ZM141 253H142V251H141ZM150 253V254H151ZM25 255H23V256H29V255H27V254H29V252L26 250V252L24 253ZM57 254V253H56ZM56 254H55V256H56ZM77 254H75V255H77ZM88 254H89V252L87 253V255H86V253L84 254L86 257H85V259H87V257H89L88 256ZM91 254H92V252H91ZM95 254V253H94ZM98 254V253H97ZM102 254V253H101ZM112 254V253H111ZM113 254H115V253H113ZM112 254V255H113ZM117 254V253H116ZM115 254V256H117ZM119 254V253H118ZM129 254V253H128ZM143 254L144 253H142V258H144L143 257ZM146 254V253H145ZM149 254V252L147 253V255ZM178 254V255H177ZM21 255H19V256H21ZM44 255V254H43ZM43 255H41V257H40V259L42 258L43 260H44V262H45V257H49V256H47V255H45L44 257H43ZM52 255V254H51ZM74 255V256H75ZM81 255H83L82 254V252H81ZM112 255H110V257L112 256ZM120 255V254H119ZM123 255V254H122ZM132 255V254H131ZM135 255V254H134ZM133 255V256H134ZM155 255V256H154ZM170 255V256H169ZM173 255H175V256H173ZM54 256V255H53ZM53 256L51 257V262H52V259H53ZM60 256V255H59ZM130 256V255H129ZM128 256V257H129ZM11 257H12V259H11ZM76 257V256H75ZM78 257H79V255H78ZM77 257V258H78ZM81 257V256H80ZM84 257V256H83ZM82 257V258H83ZM91 257V256H90ZM92 257L94 258V256L92 255ZM99 257H100V254H99ZM127 257V258H128ZM132 257V256H131ZM151 257V258H150ZM157 257V258H156ZM170 257H171V259H170ZM172 257H175V258H173V259H175L174 261H173V259H172ZM15 258V259H14ZM25 258H27V257H25ZM93 258H91L90 259V261L93 259ZM95 258H98V256L97 257H95ZM124 258V257H123ZM126 258V259H127ZM141 258V259H142ZM167 258V257H166ZM36 259H38L37 257H36ZM35 259V260H36ZM40 260L41 262H39V264L40 263H42V261L43 260ZM84 259V260H85ZM108 260L110 259V258H107ZM155 259V260H154ZM28 260V259H27ZM30 260H32L31 258L28 260L29 262H30ZM39 260V259H38ZM50 260V259H49ZM78 260V259H77ZM88 260V259H87ZM86 260V261H87ZM98 260V259H97ZM113 260V259H112ZM115 260L116 259H114V262H115ZM118 260V259H117ZM128 260V259H127ZM138 259H136V261H134V262H132L131 264H139V263H141V261H137ZM150 260V261H149ZM158 262H157V261ZM37 261V260H36ZM46 261H48V260H46ZM57 261V260H56ZM62 261H64V260H62ZM82 261H83V259H82ZM86 261H83V262H86ZM90 261H89V263H90ZM101 261H103V258H102V260ZM120 261V260H119ZM119 261H118V263H119ZM156 261V262H155ZM161 261V262H160ZM12 262V263H11ZM49 262V261H48ZM50 262V263H51ZM54 262V261H53ZM65 262V261H64ZM83 262H81V264H83ZM92 262V261H91ZM104 262H105V259H104ZM103 262V263H104ZM130 262V261H129ZM151 262V264H153ZM165 262V261H164ZM31 263V262H30ZM32 263H36V262H32ZM109 263V262H108ZM117 263V264H118ZM123 263V262H122ZM125 263V262H124ZM148 263V264H149ZM43 264V263H42ZM46 264V263H45ZM49 264V263H48ZM52 264H54V263H52ZM56 264V263H55ZM58 264V263H57ZM62 264V263H61ZM77 264V263H76ZM85 264V263H84ZM86 264H88V262H86ZM99 264V263H98ZM107 264V263H106ZM115 264H116V262H115ZM126 264H127V262H126ZM130 264V263H129ZM145 264V263H144ZM147 264V263H146Z\"/></svg>",
	"mask_w": 264,
	"mask_h": 264
}]
</instances>
